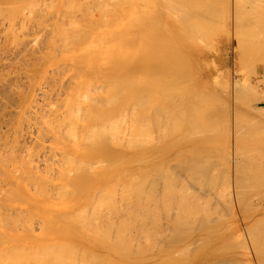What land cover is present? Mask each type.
<instances>
[{"label":"bare ground","instance_id":"obj_1","mask_svg":"<svg viewBox=\"0 0 264 264\" xmlns=\"http://www.w3.org/2000/svg\"><path fill=\"white\" fill-rule=\"evenodd\" d=\"M19 1V0H18ZM21 1V0H20ZM55 1V0H54ZM66 1V0H65ZM74 1V0H73ZM83 1V0H82ZM81 1V2H82ZM85 1H87V0H85ZM106 1V0H105ZM110 1H112V0H110ZM123 2H125L124 0H122ZM140 0H138V2H139ZM146 1V3L145 4H147V5H143V3L141 4L140 3V7L143 5V7L144 6H147V7H144V9H143V7H142V11L144 12V10L145 9H147L148 8V3L149 2H147V1H149V0H145ZM159 1H161L160 3H158ZM189 1H191V0H189ZM189 1H187V0H158V2H156L158 5L160 4V5H163V3H164V5L163 6H165V7H167V9L168 10H166L165 8H163V9H165L164 10V12L162 11V7L161 8H159V6L157 7L158 9H161V10H158V9H156V11L158 12V14L156 15L154 12H152V13H154V16L155 17H149V18H157V19H162V17H164L165 18V15H163V14H165V12L166 11H168L167 13H169V14H171L172 13V15L174 14V17H172V19L170 18V20H171V22L169 21V25H168V27L170 26V29H172L171 27H176V24L178 25V23H181V24H187V25H190V26H184V28H190V29H193V30H191V32H195L194 33V35L196 34L197 36H195V38H198V40H202V38L204 37V38H207V40L209 39V35H210V33L209 34H205L204 33V31H206V29H204V28H208V26L209 25H211L212 23V25L214 26V24L215 23H217V22H215L214 23V19H216L219 15H220V12L221 11H223V10H214V7H215V5L214 4H211V5H213L214 7H212L211 5H210V2L211 1H206V0H204L203 2H202V5H201V1L202 0H200V5H196L195 6V3H193L194 2V0H192V3L191 4H189ZM219 1V0H218ZM229 2V4L227 5V6H229V13H228V18H229V20H227V23H228V21H229V37L227 38V41H226V39H224V41H222V40H218V41H216V42H213L214 44V47H212V40L211 39H209V40H211V47L213 48L211 51L210 50H201L200 48H198L197 47V50H198V52H197V54H196V56H195V59L194 60H192L193 61V65H194V70L193 71H195L196 72V75H198L199 76V80H198V82H194V83H192V84H195L194 85V87L192 88V89H194L193 91H195V93H193L191 90H189V89H191V88H189V87H187L186 85H187V83L189 84L190 82L188 81H186V82H184L183 83V81H181L183 78V80L185 81V78H186V76L187 77H189L188 76V74H189V71H190V69H192L193 68V65H192V63H189V61L190 60H188L187 58H183V59H187L186 61L188 62V64H189V66H191L192 65V68H187V69H183V71L182 70H180L179 71V69H178V67H177V64H178V62H177V60L179 61V59H167V57H166V60H162V58H164L166 55H165V51L167 52V50L166 49H168L169 48V50H170V46L169 47H167L166 49L164 48V55L163 54H161V56L163 55L164 57H162L161 58V61L159 60L158 62H157V64H155V63H153L154 61H153V58H150L149 57V59H147V61H153L152 63H150L148 66L149 67H145L144 66V64L143 63H139L138 61L137 62H134L133 61V63H125V61H122L123 63H125V64H128V65H126V69H125V72L124 71H122V73H119L117 76H115L116 74H117V72H118V70H117V66L121 63V61H117V63H115V64H113L112 63V61H109V63L108 64H106V66H105V64L103 65L102 64V66H105V67H102V66H100V68H99V66H97V63L99 64V62L101 63V59H99L98 60V58H97V60L99 61V62H97V60H96V58L95 57H93V54H96L95 56H98V55H100V54H98L97 55V53H99V51L97 52L96 51V49H95V51H96V53H93V48H100V47H98L99 45H98V43H96L95 44V46L92 48V51H91V48H89L90 46L89 45H91L92 44V42H91V44H89V43H86L89 47H87V45H86V47H83L82 49H85L84 50V52H86V53H84L83 51H81V52H83L82 54L84 55V54H86V55H88V54H90L91 55V57H92V59L94 58L95 60H90L91 58H90V55L89 56H87V59H86V55H84V56H82V57H80L79 59L78 58H75V56H74V54H70L69 55V57L67 56L66 57V59L63 57L62 59L61 58H58V60L60 59V60H62V62L64 63V62H67V60H70V61H72L70 64H72L73 63V68L72 69H74V70H71L70 68H67V69H69V70H71V72L72 73H70L68 76H69V79L67 80V81H63V80H66V78L64 79H59L60 80V82H59V86H60V89L62 90V89H64L65 88V90H63V92H61V90H60V92L59 91H57V92H55V90H54V93H56V94H52L51 96H56L55 98H57V96H63L64 97V101H63V99H61L62 101H63V103L65 104V108H66V110H60L61 112H63V113H61V112H59L58 114H54V119L52 120V119H50V118H47L48 116L46 115V118H45V121L47 120V119H49V120H52V121H49L50 123H48L49 125H44V126H37V125H35V126H37V127H33V126H31V127H33V128H31V129H29V131L27 132L28 133V135H27V133H25L24 135H27V138H29V140H30V142H34V144L36 145V143H37V145L39 146V147H41V152L40 153H38L37 155H36V157L34 156L31 160H33V167H32V169H31V161L29 160L28 161V159H29V156L28 157H26V159H27V161L28 162H30L29 164H30V166H29V164H26V170L27 171H25V167H23L22 169H24V171H25V173L26 174H23L20 178H19V176H20V172L19 171H23V170H20L21 168H19V167H21V166H19V164H17V163H15V160H18V158L16 159V157H15V155H14V163L13 164H16V165H18V167H16V165H15V167H14V165H12V163H11V165L13 166V169H16L15 171H17L18 169V172L20 173L19 175H17V176H15L14 174H12L11 173V175H10V173H8V176H9V178L12 180L10 183H12L11 185L13 186H15V189L13 190V192L15 191L16 192V194L17 193H19V194H17L18 195V198H21V196L19 197V195H24L23 197H24V200L25 201H27L29 204H30V202L32 203V205L33 204H37L38 206L39 205H42L41 203H44L43 205H42V207H41V209H40V213L42 214V215H48L49 214V216L51 217H49L50 219L49 220H45L46 221V223H45V226H44V228H40L39 227V229H42V233H40V236H36V234L35 235H33L32 233H30V234H28V236H26V237H28L29 238V242L27 241V239L28 238H25L24 236H20L19 235V237L17 238V237H11V235H10V237H9V239H8V241H7V243H8V247H6L5 246V248L7 249V250H14V253L17 251V253H18V249H21L20 251H23V252H25L24 250H26V253H28L27 252V250H36V249H38L39 250V248H42L43 250H41V252L39 253L38 252V250H36L35 251V253H36V255H37V252H38V254H41L40 255V260L39 261H37V260H34V261H36L37 263L39 262L40 264H42L40 261H42V259L43 260H46V261H44L43 263L44 264H81V262H83V261H85L87 264H90V263H92V262H95V263H97V262H99V264H101V260L102 259H100V258H98V257H100L101 256V251L100 250H102L103 252V255L106 253V251L108 252V251H110L111 250V248L113 249V247H118V249L120 248H122L121 250H123L124 251V249H125V251H127V252H130V245L132 244V242L129 244V240H127V235L130 233V231H129V226L127 227V228H125L123 225L124 224H121V226H123V228H125L124 230H122L121 232L119 231V233H118V235H116L117 234V232H118V230H117V232H116V234L114 235V237L113 238H111V234L114 232L113 231V229H110V230H106V228H104L105 229V231H108V234H105V233H103L102 235H104L103 237H101L102 239H98L97 238V233H98V235H99V233H101V232H103V230L101 231V232H98L100 229H98L99 227H98V223L96 224V223H94L95 221H93V220H96V218L98 217V215L100 214L99 212H102V207H103V213H105L106 211L108 212V214L109 213H113L114 211L116 212V214H117V212H118V214H119V211L121 210L120 208H121V206H120V208H116V203H119L118 201L116 202V193H115V188H116V185H118V186H122V185H127V184H129V183H131V181H132V184H133V188H134V191H133V196L132 197H134L133 198V200L135 199V201H137L138 203H142V201L144 202V201H146V200H148V198H149V203H151V204H153L154 205V209L152 208V205L151 204H149V209H150V207H151V212L154 214V212L156 213V211H155V209H156V207H158V202H161L163 199H164V197L166 198V197H168V198H176V195L178 194V191H180L181 193H182V195L183 194H188L187 193V190H188V182H192V180H197L198 181V179L200 178V180H201V178L203 177L204 178V180L206 179L207 181L206 182H210V181H212L213 182V184L216 182V179L219 181L220 180V178H219V175H217V173L216 172H218V167H219V165H220V163L221 162H227V163H224V164H226V168H227V171H226V169L224 168V171L225 172H227V174H225V173H223L224 175H226V178L225 179H227V181L225 180V179H222V180H225L226 181V184H229L227 187H230V190H229V192H230V198H231V200H229V201H231V203H232V206H233V209H234V205L236 204V203H238L239 202V199L240 200H242V196H244V194H249V190H252L253 192H254V188L253 187H257L258 188V190H259V187L261 186V183L264 181V167L262 166V167H260L261 165V163L259 164V166H258V163H259V161H256V160H253V159H251L250 157L251 156H249V154H246V151L248 150V147L246 148V146H243V148H242V145H241V141H242V138H241V135H243V134H240L241 133V130L240 129H242V126H243V131L242 132H244V131H246V132H250V134L252 135V134H257V136L259 135H261L262 134V132L264 133V113H261V112H259V111H261V110H263L264 111V109L263 108H259L258 110V112L256 111V110H253V108L251 107V106H249L248 104H245V102H244V105H243V101H242V99L241 98H243L244 96L242 95L243 93H242V91H243V89H241V88H244V87H246L245 86V84L246 83H249V82H246L245 84H244V86H243V84H242V86H241V88L239 89V90H237V88H236V90L234 89L233 91H232V94H228L230 97L232 96V102H231V104H228L229 105V114H227V115H229V117H230V119H232L230 122L229 121H226V123L228 124V138H227V144H226V146H227V150H226V156L224 155V156H222L223 158H225V160H223V158H221L220 159V157L219 158H217V155H219V153H220V149H219V147H215L214 146V144H217V142H216V140L214 139V137H216V134L218 133L217 131H218V129L216 128V127H214V125H216V124H218V123H214V122H216L217 121V119H216V117L215 116H217L216 114H215V116H213V115H210L209 116V119L206 121V122H204L202 119H203V115H204V112H205V110H204V101H205V99L203 98V96H202V94H201V89H208L209 87H210V85H212V84H214V78H213V74L216 72V71H219V70H221V68L222 67H225V66H227V63H228V47H229V44H230V39L232 38V37H235L236 38V42L238 43H236L238 46L239 45H241L242 46V48L243 47H245L246 49H247V51L248 52H250V50H248V49H251V52L253 51L255 54H257V55H263V57H264V31H263V33H262V31L261 30H264L263 28L262 29H259L260 27L259 26H257V27H255L254 25V22L257 24L258 22V24H260V26H261V23L263 22V18H264V15L263 14H260L261 16L259 17V15H258V13H262L260 10L262 9V11H263V9H264V4H263V1L262 0H260V2H262L261 4H262V6L263 7H261V4H259L260 2H257V1H259V0H252V1H256L257 2V4L260 6H258L259 8H260V10L258 11V10H256L257 9V7L256 8H252L253 10H251V7H250V10H248V11H253V13L251 14V12H248L247 10H246V8L244 7V5H247V4H244V3H248L250 0H248V2L246 1H244V3L242 4V2H240L239 0H228ZM6 1H4V3H5ZM9 2V1H8ZM56 2V1H55ZM67 2H68V0H67ZM71 2V1H70ZM92 2H94V1H92ZM117 2V1H116ZM153 2H155L154 0H153ZM197 2H199V1H197L196 0V4H198ZM256 2H255V5H256ZM2 3V2H1ZM14 3V2H13ZM29 3V2H28ZM31 3V2H30ZM38 3V2H37ZM46 3V2H45ZM74 3V2H73ZM80 3V2H79ZM88 3H89V1H88ZM102 3H104L103 1H102ZM115 3V2H114ZM126 3H127V0H126ZM6 4V3H5ZM36 4V3H35ZM51 4V3H50ZM49 4V5H50ZM81 4V3H80ZM79 4V5H80ZM83 4H85V3H83ZM87 4V3H86ZM91 4V3H90ZM97 4H99V5H101L100 4V2H98ZM106 4H108V3H106ZM128 4V3H127ZM150 4H152V2L150 3ZM224 4V3H223ZM241 4V5H240ZM248 4H250L251 5V2L250 3H248ZM10 5V4H9ZM12 5V4H11ZM37 5V4H36ZM65 5H66V3H65ZM70 5H72V3H70ZM94 5H95V3H94ZM111 5V4H110ZM113 5V4H112ZM122 5V4H121ZM224 5H226V4H224ZM243 5V7H241ZM254 5V4H253ZM6 6L8 7V4H6ZM6 6H5V8H6ZM32 6V5H31ZM45 6V5H44ZM67 6V5H66ZM73 6H74V4H73ZM90 6V5H89ZM152 6V5H151ZM191 6V7H190ZM221 6V5H220ZM240 6V7H239ZM1 7H3V5L1 4ZM38 7V6H37ZM42 7V6H41ZM58 7V6H57ZM75 7V6H74ZM86 7V6H85ZM93 7V6H92ZM91 7V8H92ZM95 8L97 7V6H94ZM103 7H104V5H103ZM107 7H108V5H107ZM119 7V6H118ZM140 7H139V9H140ZM225 7V6H224ZM9 8V7H8ZM39 8V7H38ZM37 8V9H38ZM64 8V7H63ZM70 8L72 9V11L73 12H71V13H73L74 14V10H73V7H71L70 6ZM69 8V9H70ZM87 8V7H86ZM100 8H101V6H100ZM113 8V7H112ZM135 9H136V6L134 7ZM138 8V7H137ZM149 8H151V7H149ZM217 8V7H216ZM243 10H242V9ZM10 9V8H9ZM17 9V8H16ZM34 9V8H33ZM36 9V8H35ZM75 9V8H74ZM77 9V8H76ZM79 9V8H78ZM108 9V8H107ZM110 9H111V7L109 8V11H110ZM120 9V8H119ZM152 9V8H151ZM151 9H149V10H151ZM226 9H228V8H226ZM80 10V9H79ZM88 10V12H89V10H91V9H87ZM96 10V9H95ZM102 10V9H101ZM113 10V9H112ZM111 10V11H112ZM116 10V9H115ZM149 10H147L149 13H150V11ZM242 10V11H241ZM254 10H256L257 11V15L256 14H254V13H256V11L254 12ZM4 11V10H3ZM42 11H43V9H42ZM46 11L48 12V10L46 9ZM64 11H66L65 9H64ZM63 11V12H64ZM71 11V10H70ZM93 11V10H92ZM92 11H91V13H92ZM99 11H100V9H99ZM103 11H104V9H103ZM101 12L100 11V14L101 13H104V12ZM110 11V12H111ZM122 11V10H121ZM130 11V10H129ZM151 11H153V10H151ZM159 11H160V13H162L161 15L162 16H160V18H159ZM220 11V12H219ZM226 11V10H225ZM9 12H10V10H9ZM31 12V11H30ZM44 12V11H43ZM46 12V13H47ZM86 12V11H85ZM106 12V11H105ZM108 12V11H107ZM120 12V11H119ZM217 12H218V16L216 17L215 16V13H216V15H217ZM240 12H242V13H240ZM246 12V13H245ZM264 12V11H263ZM26 13V12H25ZM46 13H44L43 15H45ZM51 13V12H50ZM65 13V12H64ZM66 13H68V12H66ZM70 13V12H69ZM69 13H68V15H69ZM80 13H81V11H80ZM96 13H98V11L96 12ZM114 14H115V12H113ZM121 13H123V12H121ZM141 13V12H140ZM144 13H146V11L144 12ZM148 13V14H149ZM250 13V15H249V17L247 16V17H244V16H246V15H248ZM34 14V13H33ZM62 14V13H61ZM76 14V13H75ZM78 14V13H77ZM77 14H76V16H77ZM83 15H84V12L82 13ZM89 14V13H88ZM87 14V17L89 16ZM92 14H94V13H92ZM92 14H90V15H92ZM104 14H106V13H104ZM103 14V15H104ZM111 14H112V12H111ZM110 14V15H111ZM120 14V13H119ZM222 14V13H221ZM245 14V15H244ZM27 15V14H26ZM36 15H37V13H36ZM52 15V14H51ZM65 14H63V16H64ZM67 15V16H68ZM72 15V14H71ZM108 15V14H107ZM145 15V14H144ZM152 16V14L150 13L149 14V16ZM225 15H226V12H225ZM253 15V17L255 18V19H253V17H251ZM255 15V16H254ZM4 16V15H3ZM20 16V15H19ZM35 16V15H34ZM54 16H55V13H54ZM60 16V15H59ZM58 16V17H59ZM75 16V15H74ZM80 16V15H79ZM95 16H97V15H95ZM106 15H104V17H105ZM143 16V15H142ZM147 15H145V17H146ZM171 16V15H170ZM224 16V15H223ZM222 16V17H223ZM227 16V15H226ZM242 16V17H241ZM30 17V16H29ZM36 17H38V15L36 16ZM39 17H40V14H39ZM45 17V16H44ZM61 17V16H60ZM81 17L83 18V16H80V19L78 20V21H80L81 20ZM86 17V16H85ZM91 17H93V16H91ZM90 16H89V18H91ZM98 17H100L99 15H98ZM97 17V18H98ZM109 17V16H108ZM111 17V19H113L114 17L113 16H110ZM109 17V18H110ZM113 17V18H112ZM119 18H120V16H118ZM220 17V16H219ZM259 17V18H258ZM4 18V17H3ZM11 18H12V16H11ZM31 18V17H30ZM50 18H51V16H50ZM62 18V17H61ZM65 18V17H64ZM64 18H62V20L64 19ZM72 18V22L74 21V17L72 16L71 17ZM70 18V19H71ZM79 18V17H78ZM89 18H87V19H89ZM117 18V17H116ZM142 18V17H141ZM148 18V19H149ZM245 18H246V20H245ZM251 18V19H250ZM10 19V18H9ZM35 19V18H34ZM41 19V18H40ZM53 19H54V17H53ZM69 18H67V20H68ZM100 19H103V18H100ZM106 19V18H105ZM140 19V18H139ZM226 19V18H225ZM241 19H242V21H241ZM243 19H244V21H243ZM248 19H250L249 21H247ZM257 19L259 20V21H257ZM262 19V20H261ZM11 20V19H10ZM28 20V19H27ZM56 20V19H55ZM58 20H60V19H58ZM57 20V22H60V21H58ZM66 20V19H65ZM92 20V19H91ZM94 20V19H93ZM109 19H107V23L109 22L108 21ZM122 20V19H121ZM141 20H145V19H141ZM146 20H147V17H146ZM145 20V21H146ZM150 20V19H149ZM148 20V22H149V25H148V22H147V24L146 23H144V24H146L147 26H150V24L152 25V26H154V25H157V23H159V21L160 20H156L155 19V22H150ZM168 20V19H167ZM252 20H255V21H252ZM71 21V20H70ZM83 21H85L84 19H83ZM95 21V20H94ZM113 21V20H112ZM115 22H116V20H114ZM158 21V22H157ZM257 21V22H256ZM262 21V22H261ZM1 22V21H0ZM6 22V21H5ZM9 22V21H8ZM26 21H24V23H25ZM29 22V21H28ZM33 22V21H32ZM35 22H37V20L35 21ZM46 22V21H45ZM87 22V21H86ZM100 22H102V21H100ZM103 24H105V22H106V20L104 21L103 20ZM163 22H164V20H163ZM226 22V21H225ZM225 22H222L223 23V25L225 26ZM248 22V23H247ZM251 22H252V24H251ZM2 23V22H1ZM3 23H4V19H3ZM10 23V22H9ZM13 23V22H12ZM31 23V22H30ZM38 23V22H37ZM52 23V22H51ZM50 23V24H51ZM67 23H69V21L67 22ZM74 23L75 24H77V20H76V18H75V22H73V24L70 22V24H68V25H70V27L69 26H67V28L69 27V30H72V28L73 27H75V26H72V28H71V24L72 25H74ZM97 23V22H96ZM140 23H143L142 21H140ZM153 23V24H152ZM156 23V24H155ZM244 23H245V25H244ZM48 24V23H47ZM49 24V25H50ZM53 24H55V22L53 23ZM59 24V23H58ZM58 24H56L57 26H58ZM62 24H64V20H63V22H62ZM81 25H82V23H80ZM84 24V23H83ZM88 24V23H87ZM90 24V23H89ZM95 24V23H94ZM127 24H128V22H127ZM126 24V25H127ZM163 24V23H162ZM168 24V23H167ZM218 24H220V21H219V23ZM218 24H216V26L218 25ZM249 24H251V25H249ZM4 25V24H3ZM2 24H1V26H3ZM27 25H28V23H27ZM43 25H44V23H43ZM60 25V24H59ZM66 21H65V24L64 25H61L63 28L65 27V29H64V31L67 29L66 28ZM81 25H77L76 27H78V26H81ZM99 25V24H98ZM105 25H107V24H105ZM121 25H122V23H121ZM137 25V24H136ZM136 25H135V27H133V28H136ZM247 25V26H246ZM248 25L250 26L249 28H248ZM263 25H264V23H263ZM262 25V26H263ZM6 26V25H5ZM9 26H10V24H9ZM35 26H37V25H35ZM39 26V25H38ZM41 26V25H40ZM52 26V25H51ZM88 26V25H87ZM102 26V25H101ZM110 26V25H109ZM108 26V27H109ZM142 26H144L143 24L140 26V27H142ZM152 26H150V27H152ZM165 26H166V24H165ZM228 26V25H227ZM251 26H252V28H251ZM254 26V27H253ZM12 27V26H11ZM11 27L10 28H8V29H11ZM14 27H16L15 26V22H14V25H13V27H12V30H13V28ZM22 27V26H21ZM53 27V26H52ZM55 27V26H54ZM59 27V26H58ZM62 27H59V28H61L62 29ZM84 27V26H83ZM97 27V26H96ZM96 27H94L93 28V26L91 27V28H93V30L94 29H96ZM114 27V26H113ZM118 27V26H117ZM138 28H140L139 27V25L137 26ZM162 27V26H161ZM193 27V28H192ZM210 27V26H209ZM218 27V26H217ZM217 27H215V29L217 28ZM220 27H221V25H220ZM264 27V26H263ZM17 28V27H16ZM28 28V27H27ZM50 29H51V27H49ZM55 28H57V27H55ZM54 28V29H55ZM79 28V27H78ZM87 28V27H86ZM85 28V29H86ZM163 28V27H162ZM195 28V29H194ZM214 28V27H213ZM245 28H246V30H245ZM252 29V30H248V29ZM15 29V28H14ZM33 29V28H32ZM40 29H41V27H40ZM43 29V28H42ZM50 29H48V30H50ZM53 29V28H52ZM75 29V28H74ZM112 29V28H111ZM110 29V30H111ZM144 29V28H143ZM166 29V28H165ZM164 29V30H165ZM175 29H177V28H175ZM190 29H189V32H190ZM199 31V32H197V30ZM203 29V30H202ZM5 30V29H4ZM35 30V29H34ZM47 30V31H48ZM56 30H60V29H56ZM68 30V31H69ZM78 30V29H77ZM77 30H75V32H77ZM92 30V29H91ZM92 30V31H93ZM104 30V29H103ZM105 30H106V28H105ZM122 30H124V29H122ZM135 30V29H134ZM139 30V29H138ZM161 30H163V29H161ZM163 30V31H164ZM166 30H168V29H166ZM165 30V31H166ZM243 30V31H242ZM254 30H256V31H254ZM257 30H259V32L257 31ZM21 31H23V30H21ZM29 31V30H28ZM33 31V30H32ZM89 31L90 30H88V31H86V33L88 32L89 33ZM109 31V30H108ZM136 31V30H135ZM144 31H146V30H144ZM153 31V30H152ZM159 31V30H158ZM170 31V30H169ZM208 31H209V28L207 29V32L206 33H208ZM212 31H214V33H215V30H212ZM212 31H210L212 34H213V32ZM228 31V30H227ZM245 31H247V32H245ZM2 32V31H1ZM16 32V31H15ZM18 32H20L19 30H18ZM38 32H41L40 30L38 31ZM37 32V33H38ZM71 32V31H70ZM69 32V33H70ZM72 32H74V30L72 31ZM70 33L71 34V36H72V34L73 33ZM74 32V33H75ZM127 32V31H126ZM141 32H143V31H141ZM146 32H149V31H146ZM153 32H155V31H153ZM190 32V33H191ZM203 32V33H202ZM216 32H218L217 30H216ZM242 33V36H243V34H244V32L246 33V34H244L245 36H243V37H241L240 35H241V33ZM256 32H258V34H262L261 35V41L259 40V38H258V36H257V33ZM3 33V32H2ZM4 33H6V32H4ZM24 33V32H23ZM32 33V32H31ZM36 33V34H37ZM44 33V32H43ZM45 33H47L46 31H45ZM52 33V32H51ZM54 34L55 33H57V31H54L53 32ZM61 33H63V32H61L60 31V35L58 36L59 38L62 36L61 35ZM65 33L66 34H68L67 36L69 37V33L68 32H66L65 31ZM64 33V34H65ZM78 33L81 35L82 33H80V29H79V31H78ZM83 33H85V32H83ZM87 33V34H88ZM98 33V32H97ZM111 33H113V31L111 32ZM110 33V34H111ZM140 33V32H139ZM144 34H145V32H143ZM156 33H157V30H156ZM163 33H165V32H163ZM228 32H226V34H227ZM8 34V33H7ZM20 34V33H19ZM19 34H17V35H19ZM29 34V33H28ZM33 34V33H32ZM65 34V35H66ZM91 34V33H90ZM96 34V32L95 33H93V35H95ZM103 35H104V32L102 33ZM154 34V33H153ZM152 34V35H153ZM216 34V33H215ZM10 35H13V34H10ZM9 35V36H10ZM51 36H52V34H50ZM73 35H75V34H73ZM79 35V36H80ZM99 35V34H98ZM112 35V34H111ZM133 35H135V34H133ZM138 35V34H137ZM151 35V37H150V35H148V37L149 38H151V39H153V40H155L156 41V35L160 38L161 37V39H164V37L162 38V36H164V34L162 35V36H160L159 34H154L153 36ZM187 35H188V33H187ZM199 35H201V39H199L200 38V36ZM248 37H247V36ZM5 36V35H4ZM32 36V35H31ZM35 36V35H34ZM33 36V37H34ZM42 36V35H41ZM44 36V35H43ZM46 36V35H45ZM48 36V35H47ZM56 35H54L53 37L54 38H56L55 37ZM78 36V34H76L75 35V38ZM79 36H78V38H76V40H75V38L73 37V39L76 41H73V42H75V44H77V46H78V43L79 42H81V41H79L78 39H80L79 38ZM87 36V35H86ZM106 36V35H105ZM104 36V37H105ZM110 36V35H109ZM108 36V37H109ZM130 36V35H129ZM139 36H140V34H139ZM175 36V35H174ZM199 36V37H198ZM217 36V35H216ZM232 36V37H231ZM257 36V37H256ZM2 37V36H1ZM11 37V36H10ZM26 37V36H25ZM49 37V36H48ZM63 37V36H62ZM68 37H66V38H68ZM71 37V38H72ZM90 37V36H89ZM88 37V38H89ZM128 37V36H127ZM153 37V38H152ZM155 37V38H154ZM211 37V36H210ZM212 37H214V36H212ZM246 37V38H245ZM6 39H7V36L5 37ZM12 38V37H11ZM28 38H30V37H28ZM40 38V36L38 37V39ZM43 38H45V37H43ZM59 38H57V39H59ZM64 38V40H65V36L63 37ZM99 38H100V36H99ZM107 38V37H106ZM129 38V37H128ZM134 38H135V36H134ZM137 38V37H136ZM135 38V39H136ZM157 39V40H160V39ZM192 38V37H191ZM203 38V40L202 41H207L206 39H204ZM242 38L244 39V40H242ZM15 39V38H14ZM31 39V38H30ZM49 39V41L51 40V42H52V40H53V38H51L50 39V37L48 38ZM82 39V38H81ZM87 39V38H86ZM85 39V40H86ZM97 39V38H96ZM101 39H104V38H101ZM108 39V38H107ZM125 39V38H124ZM132 39V38H131ZM238 39V40H237ZM246 39V40H245ZM44 40V39H43ZM68 40H70L71 42H72V40L70 39V38H68L67 39V41L65 42V44L63 43L64 41H63V39H62V44H64V45H67V47H65V46H63L62 48H64L63 50H66V48H70L73 44H71V45H68V44H66V43H69L70 44V41L68 42ZM92 40V39H91ZM112 40V39H111ZM111 40H109L108 39V41L109 42H111ZM166 40H167V38H166ZM233 40V39H232ZM1 41V40H0ZM11 40H9V42H10ZM20 41V40H19ZM47 43L49 42V41H47V40H45ZM55 41V40H54ZM57 41H59V40H57ZM60 41H61V38H60ZM77 41H79V42H77ZM103 41V40H102ZM124 41H126V40H124ZM123 41V42H124ZM152 41V40H151ZM161 41H163V40H161ZM240 41H242V42H240ZM247 41V42H246ZM25 42V41H24ZM34 42V41H33ZM32 42V43H33ZM37 42V41H36ZM42 42V41H41ZM72 42V43H73ZM100 42V41H99ZM130 42V41H129ZM128 42V43H129ZM137 42H139L138 40H137ZM145 43H146V45H148V44H151V42L149 41V43L147 42V41H144ZM143 42V43H144ZM16 43V42H15ZM27 44H25L23 47V49H25V50H27L28 48L30 49V47L29 46H32L30 43H31V41H30V43H28V42H26ZM38 43V42H37ZM47 43H45L46 45H47ZM55 43H57L56 41H55ZM59 43V42H58ZM93 43H95V42H93ZM104 43V42H103ZM108 43V42H107ZM119 43V42H118ZM148 43V44H147ZM152 43H154V42H152ZM156 43H159L160 44V42H156ZM204 43V42H203ZM241 43V44H240ZM36 44V43H35ZM40 44V43H39ZM49 44V43H48ZM54 44V42L52 43V45ZM74 44V45H75ZM80 44H82V43H80ZM111 43H109V45H110ZM120 44V43H119ZM158 44V45H159ZM164 44V43H163ZM244 46H243V45ZM10 45V44H9ZM41 45V44H40ZM45 45V46H46ZM51 45V44H50ZM57 45V44H56ZM55 44H54V49H57L58 47H56L55 48V46H56ZM60 45V44H59ZM59 45H57V46H59ZM73 45V46H74ZM105 45V43L103 44V46ZM107 45V48H108V44H106ZM106 45H105V47H106ZM124 45H127V44H124ZM152 45V44H151ZM151 45H149L150 47H148L149 49L152 47V46H155V48H157V46L158 45H155V43L151 46ZM165 45V44H164ZM179 45V44H178ZM13 46V45H12ZM38 46V45H37ZM37 46H33V47H31V48H35V47H37ZM45 46H44V48H45ZM49 45H47L46 47H48ZM85 46V45H84ZM92 46V45H91ZM111 46V45H110ZM109 46V47H110ZM130 46V45H129ZM129 46H128V48H129ZM161 46H163V45H160V47ZM168 46V45H167ZM173 46V45H172ZM190 46V45H189ZM232 46V45H231ZM240 46V47H241ZM28 47V48H27ZM39 47V46H38ZM76 47V46H75ZM105 47H104V49H105ZM114 47V46H113ZM118 47V46H117ZM125 47V46H124ZM123 47V48H124ZM139 47V46H138ZM137 47V48H138ZM145 47V46H144ZM147 47V46H146ZM159 47V46H158ZM159 47V48H160ZM164 47V46H163ZM239 47V50L241 49V50H243L242 48H240ZM248 47V48H247ZM12 48V47H11ZM22 48V47H21ZM21 48L19 47L18 48V46H17V48L15 49V50H13V52H12V55H13V57L15 58L16 56H17V58L18 57H21V56H19V55H21L20 54V52L22 51L23 52V55H25L24 54V51L23 50H21ZM43 47H42V45H41V49H42ZM51 48L52 47H50V50H51ZM52 48V49H53ZM154 48V47H153ZM153 48H151V49H153ZM177 48V47H176ZM33 49H31V50H33ZM36 49V48H35ZM40 49V48H39ZM41 49H40V51L38 50V49H36V50H38L39 52H41L42 53V51H41ZM53 49V51H55ZM103 49V47H102V50H104ZM113 49H115V48H113ZM205 49V48H204ZM4 50V49H3ZM6 50V49H5ZM8 50V49H7ZM9 50H10V48H9ZM9 50H8V52H9ZM36 50H34V51H36ZM47 50V49H46ZM45 49H44V51H46ZM59 51H60V49H58ZM62 50V49H61ZM108 50V49H107ZM116 50V49H115ZM117 50H118V48H117ZM136 50V49H135ZM181 50L182 49H180V53H181ZM188 50V49H187ZM191 50V49H190ZM202 52H201V51ZM52 51V50H51ZM79 51V50H78ZM78 51L76 52V53H78ZM94 51V52H95ZM157 51V50H156ZM173 51V50H172ZM244 51H245V49H244ZM243 51V52H244ZM4 52V51H3ZM7 52V53H8ZM21 52V53H22ZM28 52V51H27ZM27 52H25V53H27ZM29 52H31V51H29ZM33 52V51H32ZM46 52H48L49 54L50 53H53V52H50V51H46ZM80 52V53H81ZM88 52H92V53H88ZM100 52H101V50H100ZM104 52H105V50H104ZM103 52V53H104ZM121 52V51H120ZM149 52H151V51H149ZM154 52V51H153ZM158 52V51H157ZM176 52V51H175ZM177 52H178V50H177ZM48 53H47V55H48ZM54 53H56V52H54ZM57 53H59L58 51H57ZM56 53V54H57ZM68 53V52H67ZM88 53V54H87ZM130 53V52H129ZM143 53V52H142ZM146 53V52H145ZM159 53H162V51L160 52L159 51ZM191 53V52H190ZM190 53H189V57H190ZM247 53V52H246ZM33 54H35V53H33ZM33 54H31L32 56H33ZM44 54H46L45 52H44ZM59 54H61V52L59 53ZM82 54H80V55H82ZM105 54V53H104ZM109 53H107V55H108ZM114 54H115V52H114ZM155 54H157V53H155ZM154 54V55H155ZM167 54H169V51H168V53ZM249 54V53H248ZM251 54V53H250ZM55 55V54H54ZM58 55V54H57ZM76 55V54H75ZM101 55H103V54H101ZM100 55V56H101ZM140 55V54H139ZM176 55H177V53H176ZM239 55H242L241 53L239 54ZM4 56V55H3ZM28 56H29V54H28ZM35 56V55H34ZM42 56H44V55H42ZM53 56V55H52ZM51 56V57H52ZM77 56V55H76ZM104 56V55H103ZM142 56V55H141ZM140 56V57H141ZM148 56V55H147ZM151 56H152V54H151ZM159 56V55H158ZM160 56V57H161ZM172 56V55H171ZM175 56V55H174ZM188 56V55H187ZM243 56H244V54H243ZM243 56H239V57H243ZM258 56V57H259ZM10 57V56H9ZM25 57H27V56H25ZM36 57V56H35ZM112 57V56H111ZM110 57V58H111ZM129 57V56H128ZM160 57H159V59H160ZM170 57V56H169ZM178 57H180V55H178ZM261 57V56H260ZM5 58H6V56H5ZM14 58H13V60H14ZM16 58V59H17ZM44 58V57H43ZM47 58V57H46ZM50 58V56H48V58L47 59H49ZM57 58V57H56ZM106 58H107V56H106ZM105 58V59H106ZM112 58H114V57H112ZM118 58V57H117ZM148 58V57H147ZM155 58H156V56H155ZM154 58V59H155ZM173 58V57H172ZM175 58V57H174ZM245 58V57H244ZM252 58H254V56H252L251 57V60H252ZM18 59H22V57L21 58H18ZM35 59V58H34ZM33 59V60H34ZM37 59H39V57H37ZM40 59H41V61L39 60V63L40 62H44L46 59H44V61L42 60V57L40 56ZM86 59V60H85ZM104 59V60H105ZM138 59V58H137ZM136 59V60H137ZM158 59V58H157ZM156 59V60H157ZM191 59V58H190ZM240 59V58H239ZM9 60V59H8ZM28 60H30V59H28ZM103 59H102V61H104ZM107 60V59H106ZM105 60V61H106ZM109 60V59H108ZM133 60H135V59H133ZM230 60V59H229ZM248 60H249V57H248ZM250 60V61H251ZM12 61V60H11ZM23 61V60H22ZM31 61V60H30ZM36 61V59L34 60V62ZM38 61V60H37ZM36 61V62H37ZM85 61H86V63H85ZM95 61V62H94ZM114 61V60H113ZM141 61V60H140ZM143 61V60H142ZM145 62H146V59L144 60ZM181 61V60H180ZM7 62V61H6ZM10 62V61H9ZM13 62V61H12ZM47 62V61H46ZM61 62V61H60ZM107 62V61H106ZM115 62V61H114ZM186 62V63H187ZM3 63H5V62H3ZM21 63H25V65H27L29 62L27 61V64H26V58H25V62H21ZM31 63V62H30ZM41 63V64H42ZM49 63V62H48ZM95 63H96V66H97V68L95 67ZM103 63H105V62H103ZM180 63V62H179ZM6 64V63H5ZM14 64V63H13ZM33 63H31L30 64V67H32L33 65H32ZM52 64V63H51ZM59 64V63H58ZM62 64V63H61ZM191 64V65H190ZM246 64H247V62H246ZM245 64V66H251L249 63H248V65H246ZM11 65H12V63H11ZM32 65V66H31ZM35 65V64H34ZM49 65V64H48ZM48 65H47V67H48ZM60 65V64H59ZM43 66H44V64H43ZM61 66V65H60ZM63 66V65H62ZM180 66V65H179ZM187 66V65H186ZM8 67H11V66H8ZM27 67V66H26ZM54 67V66H53ZM57 67H59V66H57ZM67 67H70V65L69 66H67ZM72 67V66H71ZM184 68H185V66H183ZM188 67V66H187ZM228 67V66H227ZM229 67H230V65H229ZM241 67L243 68V65H241ZM12 68V67H11ZM20 68V67H19ZM22 68V67H21ZM36 68V67H35ZM236 68V67H235ZM245 68V67H244ZM248 68V67H247ZM247 68H245V69H247ZM15 69H17V68H15ZM25 69H27V68H25ZM38 69V68H37ZM37 69H36V71H37ZM41 70L39 71L38 70V72H36L34 69H32V70H34L35 72H36V75H35V77H34V75H30V78H32V77H34V78H32V79H30L31 81V83H29V84H27V85H29V89H27V91H28V93H25V95L22 97V99L21 98H19L18 96V99H19V102H20V100H21V107L22 108H24V105H26L27 103H28V101L30 100V93L33 91V89H36V84H37V79H38V77L40 78L41 76H43V75H45V76H47V78H48V75L46 74L47 72H44L45 74H43V72H42V68H40ZM44 69L46 70V66L44 67ZM66 69V68H65ZM227 69V68H226ZM228 69H230V68H228ZM244 69V70H245ZM250 69V68H249ZM249 69H247L248 71L247 72H249V71H251V69L249 70ZM1 70H4V69H1ZM20 70V69H19ZM28 70H30L29 68H28ZM53 70V69H52ZM58 72H60V70H62V69H56ZM187 70H189V71H187ZM235 70H237V68L235 69ZM243 70V69H242ZM242 70H241V72H242ZM243 70V71H244ZM7 71V70H6ZM18 71V70H17ZM26 71V70H25ZM192 71V70H191ZM227 71V70H226ZM31 72H33V71H31ZM35 72H33V73H35ZM52 72V71H51ZM55 72V71H54ZM62 72H64L65 73V71H62ZM131 72V73H130ZM134 72H136V73H140V74H143V72H149V73H151V75H153V77L155 78L154 80H155V85L154 84H152V83H149V88L150 89H152V91L151 90H149V92H147L148 94L147 95H145V97L141 100V98H140V101L138 102V103H136V105H137V111L135 112V121H134V123H133V125H132V127H130L131 128V133L133 134V138H132V140L131 139H127V137H125V134H126V132L127 133H129L128 131H126L127 130V126L125 125V127H126V129H122V128H124V126L122 125V124H126V123H124V121H126V120H122V118H121V120H122V122L123 123H121V120H120V118H119V120H118V122L115 120L116 119V117L117 116H121L125 111H126V108H127V100H128V98H129V96L130 95H132V96H137V92H131V90L129 91V89H132L133 88V86H134V88L133 89H135L136 87H135V85L137 84H135V85H133L132 84V81L133 80H131V77L132 78H137L138 76V74L135 76L134 75ZM220 72V71H219ZM230 72V71H229ZM233 72V71H232ZM234 72H236V71H234ZM238 72H240L239 70H238ZM240 72V73H241ZM246 72V73H247ZM12 73V72H11ZM29 73H30V71H29ZM28 73V74H29ZM66 73H67V71H66ZM133 73V74H132ZM147 73H145V74H147ZM224 73V72H223ZM231 73V72H230ZM251 73V72H250ZM216 75H217V73H215ZM222 74V73H221ZM244 74V73H243ZM2 75V74H1ZM15 75H16V73H15ZM23 75V74H22ZM27 75V73L25 72V74H24V77ZM53 75V74H52ZM63 75V74H62ZM144 75V74H143ZM141 76L140 77V75H139V77L140 78H142L143 77V79H145V78H147V80H148V78H151L152 76L150 75L149 76V74L148 75H145V76H147V77H145V76ZM218 75H220V74H218ZM231 75V74H230ZM245 75V74H244ZM4 76V75H3ZM5 76H7V74L5 75ZM45 76H44V78H45ZM117 77L118 78V90H120L121 92H118L119 93V95H117L116 94V92H115V85L113 84V82L115 83V77ZM135 76V77H134ZM192 76V78L195 76V73H194V76L193 75H191ZM223 75H221V77H222ZM227 76H228V74H227ZM248 76H250V75H247L246 77H245V79L248 77ZM1 77V76H0ZM9 77V76H8ZM7 77V78H8ZM51 77V76H50ZM49 77V78H50ZM53 77V76H52ZM57 77V76H56ZM60 77V76H59ZM64 77V76H63ZM67 77V76H66ZM152 77V78H153ZM216 77V76H215ZM242 77V76H241ZM15 78V77H14ZM17 78V77H16ZM43 78V80H45ZM46 78V79H47ZM196 78H197V76H196ZM195 78V79H196ZM217 78V77H216ZM215 78V79H216ZM4 79H6V77H4ZM25 79V78H24ZM29 79H27L26 78V81L28 80L29 81ZM54 79H56V78H54ZM188 79V78H187ZM191 79V78H190ZM218 79V78H217ZM234 79V78H233ZM243 81H244V77L243 78H241ZM248 79H250L249 77L247 78V80ZM3 80V78H0V83H2V82H5V81H2ZM12 80V79H11ZM42 80V79H41ZM41 80H39V83H41L42 81ZM52 80V79H51ZM139 80V79H138ZM146 80V79H145ZM153 80V81H154ZM189 80V79H188ZM236 80V81H235ZM234 81H233V83H234V88H235V85L237 86V84H238V79H235ZM238 80V81H237ZM20 81V80H19ZM24 81V80H23ZM41 81V82H40ZM49 81V80H48ZM153 81H150V82H153ZM178 81L179 82H181L182 84H180L179 85V83H178ZM193 81H196V80H193ZM218 80H215V82H217ZM222 81H223V79H222ZM228 81V80H227ZM230 81V80H229ZM7 82V81H6ZM5 82V83H6ZM9 82V81H8ZM21 82V81H20ZM58 82V81H57ZM66 82V83H65ZM68 82V83H67ZM70 82V83H69ZM135 82H137V81H135ZM139 82V81H138ZM241 82V81H240ZM16 83V82H15ZM28 83V82H27ZM38 83V84H39ZM50 83V82H49ZM178 83V86L181 88L182 86H186V88H189L187 91H191L190 92V94H189V92H188V94H187V92H186V90H185V88H183L182 87V89L181 90H185V92H186V94H178V93H176V92H178V91H181V90H178V89H180V88H178V86H175V84H177ZM218 83H219V81H218ZM222 84H224L223 82H221ZM220 83V84H221ZM244 83V82H243ZM8 84V83H7ZM7 84L5 85H2V86H0V89H2L1 87H6V89L7 90H9L10 92L11 91H13V93H14V91H16V90H14V88H15V84H13L12 82H10L9 84H10V86H9V84H8V86H7ZM45 84V83H44ZM43 84V86H45ZM47 84V83H46ZM53 85H54V83H52ZM56 84V83H55ZM65 84L67 85V84H69V88L67 89V87H68V85L65 87ZM139 84V83H138ZM216 84V83H215ZM214 84V85H215ZM240 84V83H239ZM251 86H254V84L252 85L251 84V82L249 83ZM248 84V85H249ZM1 85V84H0ZM22 85V84H21ZM50 85V84H49ZM133 85V86H132ZM165 85V86H164ZM219 85V84H218ZM247 85V84H246ZM55 86V85H54ZM59 86H57L56 88H58ZM162 86H164L165 88L166 87H169L170 89H161L162 88ZM174 86L176 87V88H174ZM193 86V85H192ZM191 85H190V87H192ZM258 86V85H257ZM256 86V87H257ZM17 87V86H16ZM21 87V86H20ZM23 87V86H22ZM28 87V86H27ZM42 87V86H41ZM40 86H39V93H37L36 92V95L35 96H33V98H32V100H31V103H29L30 104V106H29V104H28V107H34V109L33 110H38V111H43V112H45V110L47 111L48 110V112H49V108H50V106H48V105H41V101L43 100V96L46 94V96H47V93H46V91L44 90V89H42ZM222 87V86H221ZM238 87H239V85H238ZM255 87V86H254ZM253 87V88H254ZM3 88V89H4ZM52 88V87H51ZM53 88H55V87H53ZM55 88V89H56ZM247 88V87H246ZM245 88V89H246ZM6 89H4L5 90V94H6ZM47 89V88H46ZM67 89V90H66ZM81 89H83V90H81ZM197 89H199V90H197ZM249 89V88H248ZM257 89V88H256ZM37 90V89H36ZM148 90V89H147ZM184 90L182 91V93L184 92ZM240 90H242V91H240ZM247 90V89H246ZM255 90V89H254ZM264 90V89H263ZM18 91L19 90H17V95L19 94L18 93ZM23 91V90H22ZM22 91H20V92H22ZM145 90L143 89V92H144ZM197 91V92H196ZM206 91V90H205ZM238 91H240V93H238ZM245 91V90H244ZM0 92H1V90H0ZM9 92V93H10ZM49 92V91H48ZM184 92V93H185ZM2 93H3V91H2ZM2 93H1V95H2ZM7 93H8V91H7ZM12 93V92H11ZM242 93V94H241ZM260 93H262V92H260ZM35 94V93H34ZM145 94H146V92H145ZM208 94V93H207ZM217 94V93H216ZM246 94V97L247 98H249L250 96H251V94L249 95V93H248V95H249V97L247 96V93H245ZM258 94V93H257ZM7 95V94H6ZM13 95V94H12ZM19 95H21V93L19 94ZM32 95H33V93H32ZM180 95V96H179ZM209 95V94H208ZM218 95V94H217ZM254 95V94H253ZM4 95H2V97H3ZM9 96H11V95H9ZM8 96V97H9ZM14 96V95H13ZM16 96V95H15ZM140 96V95H139ZM214 96V95H213ZM220 96H222V94H220ZM225 96V95H224ZM227 96V95H226ZM1 97V98H2ZM4 97H7V96H4ZM32 97V96H31ZM49 97V96H48ZM143 97V96H142ZM212 97V96H211ZM230 97H229V100H230ZM1 98H0V100H1ZM9 98H11L12 99V97H9ZM45 98V97H44ZM49 98H51V97H49ZM205 98H207V97H205ZM213 98V97H212ZM10 99V100H11ZM52 99V98H51ZM60 99H58V100H60ZM228 99V98H227ZM3 101L4 100H6V101H4V102H7V98H5V99H2ZM2 100H1V102H2ZM56 100V99H55ZM54 100V101H55ZM131 100V99H130ZM137 100V99H136ZM226 100V99H225ZM224 100V101H225ZM228 100V101H229ZM244 100H246V101H248L247 103H249V100L250 99H244ZM18 101V100H17ZM17 101H15V102H17ZM44 101H47V100H45L44 99ZM43 101V102H44ZM62 101H59L60 103L62 102ZM129 101V100H128ZM212 101V100H211ZM211 101H209L210 103H211ZM222 101V100H221ZM227 101V100H226ZM251 101V100H250ZM9 102V101H8ZM19 102H17V104L19 105ZM59 102H56L55 101V103H59ZM130 102V101H129ZM207 102V100L205 101V103ZM223 102V101H222ZM242 102V103H241ZM12 103V102H11ZM50 103V100H49V102H48V104ZM52 103V102H51ZM51 103L49 104V105H51ZM215 103V102H214ZM219 103V102H218ZM230 103V102H229ZM14 104V103H13ZM130 104H133V103H130ZM129 104V105H130ZM55 104H54V102H53V105L52 106H54ZM135 104H134V107L136 106ZM215 105V104H214ZM223 105H224V103H223ZM222 105V106H223ZM231 105V106H230ZM16 106V105H15ZM51 106V110H52V112H55V111H53V109H55V108H53ZM64 106V105H63ZM62 106V107H63ZM132 106V105H131ZM207 106V105H206ZM7 107V106H6ZM209 107H211V106H209ZM213 107V106H212ZM215 107H217V106H215ZM225 107H227V106H225ZM256 107V106H255ZM3 108H5L4 106H3ZM20 108V107H19ZM19 108H18V110H19ZM56 108H57V105H56ZM132 108H133V106H132ZM131 108V109H132ZM219 108V107H218ZM221 108V107H220ZM228 108V107H227ZM243 108V109H242ZM27 109V108H26ZM40 109V110H39ZM136 109V108H135ZM134 109V110H135ZM209 109V108H208ZM212 109V108H211ZM210 109V110H211ZM214 109V108H213ZM216 109V108H215ZM214 109V110H215ZM242 111H241V110ZM16 110V109H15ZM17 110V111H18ZM28 110V109H27ZM29 110H30V108H29ZM50 110V111H51ZM58 111H59V109H57ZM128 110V109H127ZM129 110H130V108H129ZM129 110H128V112H129ZM218 110H221V109H218ZM40 111V112H41ZM244 111V112H243ZM25 112H27V111H25ZM34 112V111H33ZM35 112H37V111H35ZM128 112H127V116H128ZM208 112V111H207ZM209 112H211V111H209ZM28 113H30L31 114V112H28ZM46 113V112H45ZM126 113V112H125ZM133 113V112H132ZM26 114V113H25ZM41 114H42V112H41ZM40 113H39V115H41ZM44 114V113H43ZM53 114L51 115V116H53ZM211 114V113H210ZM213 114V113H212ZM225 114V113H224ZM241 114H243V117H246V118H248L247 120L246 119H242L241 120V118H243V117H241ZM16 115H18V113H16ZM28 115V114H27ZM26 115V116H27ZM35 115V118H37L36 116H38V115H36V113L34 114ZM45 115V114H44ZM48 115H49V113H48ZM49 115V116H50ZM32 116H33V114H32ZM41 116H43V115H41ZM41 116H39L41 119H43ZM222 116L223 115H221V117L220 118H222ZM24 117V116H23ZM22 117V118H23ZM28 117V116H27ZM44 117V116H43ZM123 117V116H122ZM126 117V116H125ZM125 117H123V118H125ZM206 117V116H205ZM208 117V116H207ZM206 117V118H207ZM218 117V118H219ZM229 117L227 118V119H229ZM17 118H18V116H17ZM20 118V117H19ZM26 118V117H25ZM24 118V119H25ZM30 118V117H29ZM29 118H28V120H29ZM38 119V120H41V119ZM127 118V117H126ZM134 118V117H133ZM214 118H215V120H214ZM27 119V118H26ZM25 119V120H26ZM205 119V118H204ZM22 120V119H21ZM21 120H20V122H21ZM31 120V119H30ZM33 120V119H32ZM134 120V119H133ZM238 120H240V121H238ZM245 120V121H244ZM18 121V120H17ZM34 121V120H33ZM32 121V122H33ZM35 121H37V120H35ZM34 121V122H35ZM44 121V119L42 120V121H39V122H43ZM119 121H120V123L121 124H119L118 126H116L115 124L117 123H119ZM131 121V120H130ZM220 121V120H219ZM8 122H11V121H8ZM48 122V121H47ZM46 122V123H47ZM127 122H129V118H128V121ZM239 122V123H238ZM23 123H25V121H23ZM28 123H30V121H28L26 124H28ZM240 123H241V125H240ZM243 123V124H242ZM21 124V123H20ZM34 124V123H33ZM37 124H38V122H37ZM44 124H45V122H44ZM222 124V123H221ZM13 125V124H12ZM23 125V124H22ZM22 125H20L21 127H22ZM32 125V124H31ZM40 125H42V123L40 124ZM114 125H115V127H114ZM120 125H122L121 127H120ZM14 126V125H13ZM19 126V127H20ZM26 127H27V125H25ZM29 126H30V124H29ZM216 126H218V125H216ZM116 127H118V128H116ZM121 129H120V128ZM227 127V126H226ZM13 128V127H12ZM18 128V127H17ZM23 128V127H22ZM21 128V130H23ZM215 128H216V130H215ZM219 128V127H218ZM224 128V127H223ZM222 128V129H223ZM20 129V128H19ZM34 129H37V132L36 133H34ZM125 130L126 132H119L118 130ZM144 130L143 131V133H145V134H141L142 133V131H140V130ZM16 130H18V129H16ZM138 130H139V132H140V134L139 133H137L138 132ZM27 131V130H26ZM219 131H220V129H219ZM262 131V132H261ZM22 132H24V131H22ZM217 132V133H216ZM246 132H245V135H246ZM259 132H261V134L259 133ZM121 133H123L122 135H120ZM248 133H247V135H248ZM17 134H20V132L18 133V131H17ZM205 134H207V135H205ZM21 135V134H20ZM23 135V134H22ZM127 135H129V134H127ZM144 136V138H142L141 136ZM130 136L131 135H129L128 136V138H130ZM145 136H146V138H145ZM219 136V135H218ZM256 136V137H257ZM4 137V136H3ZM26 137V136H25ZM249 137H250V135H249ZM248 137V138H249ZM255 137V136H254ZM255 137V138H256ZM262 137V136H261ZM16 138V137H15ZM20 138H21V136H20ZM26 138V139H27ZM223 138V137H222ZM247 138V139H248ZM264 138V137H263ZM4 139V138H3ZM7 139V138H6ZM81 139H82V141H81ZM131 140V141H130ZM245 140V139H244ZM10 141V140H9ZM23 141H24V139H23ZM28 141V140H27ZM225 141V140H224ZM5 143V142H4ZM9 143V142H8ZM49 143V144H48ZM257 143H258V141H257ZM260 143V142H259ZM225 144V143H224ZM243 144V143H242ZM254 144V143H253ZM23 145V144H22ZM25 145V144H24ZM27 145V144H26ZM33 145V144H32ZM4 146V145H3ZM10 146H11V144H10ZM29 146V145H28ZM9 147V146H8ZM19 147H21V146H19ZM24 147H27V146H24ZM38 147V148H39ZM252 147V146H251ZM5 148V147H4ZM6 148H7V146H6ZM11 148V147H10ZM23 148V147H22ZM37 148V149H38ZM129 148H131L130 149V151H129ZM221 148V147H220ZM224 148H226L225 146H224ZM3 149V148H2ZM9 149V148H8ZM12 149V148H11ZM28 149V148H27ZM27 149H26V151H25V149H24V151L25 152H27ZM34 149V148H33ZM259 149H261V148H259ZM264 149V148H263ZM222 150H224L223 148L221 149V151ZM242 150H243V152H242ZM249 150H251L250 148H249ZM247 151V152H250V151ZM254 149H252L251 151H253ZM3 151V150H2ZM1 151V152H2ZM12 152H13V150H11ZM18 151V150H17ZM21 151V150H20ZM30 151V150H29ZM36 151V150H35ZM255 151V150H254ZM257 151H259V150H257ZM264 151V150H263ZM32 152V151H31ZM260 152H261V150H260ZM5 153V152H4ZM9 153V152H8ZM16 153V152H15ZM14 153V154H15ZM23 153V152H22ZM32 153H34V152H32ZM32 153H31V155H32ZM36 153V152H35ZM242 153H244L243 154V157H242ZM251 153V152H250ZM263 153V152H262ZM262 153H260V155H263ZM2 154V153H1ZM1 154H0V156H1ZM5 154H7V153H5ZM10 154H12V153H10ZM18 154H19V152H18ZM21 154V153H20ZM24 154H26V153H24ZM224 154V153H223ZM222 155V154H221ZM252 156H253V154H251ZM259 155V154H258ZM10 156V155H9ZM8 156V157H9ZM19 156H21V155H19ZM2 157V156H1ZM7 157V156H6ZM7 157V158H8ZM12 157V156H11ZM22 157H23V159H22ZM22 157H20L22 160H24L25 159V155H23L22 154ZM3 158H5L4 156H3ZM3 158H0V159H3ZM35 158V159H34ZM260 158V157H259ZM258 158V159H259ZM11 159V158H10ZM129 159H130V161L132 162V163H130L132 166V171H131V168L130 169H126L125 167H127V162L126 161H129ZM255 159H256V157H255ZM4 160V159H3ZM6 160V159H5ZM12 160H13V157H12ZM220 160H222L221 162H220ZM263 160V159H262ZM1 161V160H0ZM21 161V160H20ZM25 161V160H24ZM24 161H22V164H24L23 162ZM27 161H25V162H27ZM124 162V164H122L121 163V165H120V163L119 162ZM253 161H255V162H253ZM1 162H4V161H1ZM7 162V161H6ZM17 162V161H16ZM126 162V163H125ZM258 162V163H257ZM264 162V161H263ZM257 163V164H256ZM2 164L4 165H6V163L4 162V163H1L0 165L2 166ZM9 164V163H8ZM7 164V165H8ZM21 164V163H20ZM27 165H28V167H27ZM263 165V164H262ZM24 166V165H23ZM221 166H223L222 165V163H221V165H220V169H222V167ZM225 166V165H224ZM223 166V167H224ZM5 167H7V166H5ZM5 167H3V168H5ZM8 167H9V165H8ZM7 167V169H10V167L8 168ZM122 167H124L125 169H123ZM178 167H181V169L180 168H178ZM12 168V167H11ZM180 169L181 171H182V177H180L181 176V174L180 175H178V173H177V175L175 174V170L178 172V171H180V170H178V169ZM5 170V169H4ZM4 170H2L3 172H5ZM129 170L131 171V172H133V176H134V178H133V180H130L129 178H127L128 176H127V174H128V172H129ZM217 170V171H216ZM2 172V173H3ZM6 172H8V171H6ZM5 172V173H6ZM14 172V171H13ZM28 172V173H27ZM183 172H184V174H183ZM221 171L219 170V172L218 173H220ZM223 172V171H222ZM0 173H1V169H0ZM14 173H16V172H14ZM23 173V172H22ZM7 174V173H6ZM6 174H4L3 173V175H5L6 176ZM17 174V173H16ZM0 175H2V174H0ZM34 175V176H33ZM183 175H185L184 177L185 178H183ZM35 178V180L36 181H32V180H34V178ZM216 176V177H215ZM220 176H222V175H220ZM3 177V176H2ZM30 177H32L31 179H30ZM218 177V178H217ZM223 177V176H222ZM9 179V180H10ZM27 179H29V181L27 182V183H29L30 182V180H31V183L32 182H36V190H35V192L36 191H39L40 193H38L39 194V196H36V195H34L33 193H31V191L26 187V185H25V183L24 182H26L27 181ZM3 182H8L7 180L6 181H4L3 179H1ZM0 180V181H1ZM225 181H223V183L225 182ZM190 182V183H191ZM199 182V181H198ZM26 183V184H27ZM31 183H30V186H32L34 183H32V185H31ZM264 183V182H263ZM7 184H9V183H7ZM216 184V183H215ZM214 184V185H215ZM259 184H260V186H259ZM10 185V184H9ZM115 185V186H114ZM193 185V184H192ZM197 185V184H196ZM204 185V184H203ZM211 185V184H210ZM263 185V184H262ZM11 186V187H12ZM29 186V185H28ZM29 186V187H30ZM33 186H35V184L33 185ZM195 186V185H194ZM193 186V187H194ZM218 186V185H217ZM216 186V187H217ZM226 186H225V188H226ZM259 186V187H258ZM264 186V185H263ZM115 187V188H114ZM220 187V186H219ZM223 188H224V186H222ZM32 188V187H31ZM113 188V189H112ZM120 188V187H119ZM119 188H118V190H119ZM214 188V187H213ZM251 188H253V189H251ZM38 189V190H37ZM212 189V188H211ZM34 190V189H33ZM126 190H127V188H126ZM192 190H193V188H192ZM209 190V189H208ZM218 190V189H217ZM2 191V190H1ZM0 191V192H1ZM6 191V190H5ZM131 191V192H132ZM213 191V190H212ZM2 192H4V191H2ZM10 192H12V190H10L9 191V194H12V193H10ZM148 192V193H147ZM204 192V191H203ZM260 192V191H259ZM118 193V192H117ZM191 193V192H190ZM209 193H210V191H209ZM218 193V192H217ZM258 193V192H257ZM261 193V192H260ZM2 194V193H1ZM4 194V193H3ZM6 196H9L8 195V193L6 192ZM36 194H37V192H36ZM119 194V193H118ZM130 194V193H129ZM132 194V193H131ZM172 194L175 196H172ZM197 194V193H196ZM254 194V193H253ZM256 194V193H255ZM262 194V193H261ZM124 195V194H123ZM128 195V194H127ZM170 195V196H169ZM181 195V196H182ZM188 195H190V194H188ZM222 195V194H221ZM259 195V194H258ZM16 195H15V193H14V197H15ZM178 196V195H177ZM185 196V195H184ZM187 196V195H186ZM193 196V195H192ZM192 196H191V198H192ZM197 196V195H196ZM195 196V197H196ZM208 196H209V194H208ZM4 197H5V195H4ZM10 197H13L12 195L11 196H9V197H6V198H10ZM121 197V196H120ZM122 197H124V196H122ZM125 197H126V195H125ZM124 197V198H125ZM146 197H147V199H146ZM163 197V199H160V198H162ZM197 197H200V195H198ZM251 197H253L252 196V194H251ZM251 197H250V202H251ZM123 198V199H124ZM128 198H129V195H128ZM178 198H180V197H177V199ZM190 198V199H191ZM194 198V197H193ZM246 198H248V197H246ZM254 198H256V196L254 197ZM258 198V197H257ZM15 199H17V197L15 198ZM119 199V198H118ZM117 199V200H118ZM144 199H146V200H144ZM158 199H160V200H158ZM182 199H183V196H182ZM195 199V198H194ZM196 199H198V198H196ZM226 199V198H225ZM224 199V200H225ZM261 199V198H260ZM264 199V198H263ZM5 199H3L2 201H4ZM10 199H8V200H6V201H9ZM18 200V199H17ZM19 200H21V199H19ZM24 200H22V201H24ZM129 200V199H128ZM131 200V199H130ZM132 200V201H133ZM151 200V201H150ZM166 200V199H165ZM181 200V199H180ZM186 200H188V198L186 199ZM186 200L184 199V201L186 202ZM198 200H200V199H198ZM206 200V199H205ZM246 200V199H245ZM253 200V199H252ZM259 199H257V201H258ZM11 201H14L13 199H11ZM30 201V202H29ZM120 201V200H119ZM122 201V200H121ZM135 201H133V202H135ZM164 201V200H163ZM168 202H169V200H167ZM167 201H165V202H167ZM171 201V200H170ZM174 201H176V199L174 200ZM181 201H183V200H181ZM248 201H249V199H248ZM248 201H247V206H248V204L250 205V203H248ZM261 201V200H260ZM264 201V200H263ZM123 202H126V198H125V200L123 201ZM137 202H135V205H137L136 203ZM173 202V201H172ZM171 202V203H172ZM177 202V201H176ZM179 200H178V204H179ZM184 202V203H185ZM201 202V200L199 201V203ZM214 202H216V201H214ZM245 202V201H244ZM253 202V201H252ZM11 203V202H10ZM17 203H19V202H17ZM21 203V202H20ZM127 203H129V202H127ZM132 203V202H131ZM130 203V204H131ZM144 203H146V204H144ZM144 203H142V204H144L145 206L143 207V208H139L138 207V205H140V204H138L137 205V207L136 208H139L140 210L138 211V209L136 210L137 212H140L141 211V209H142V211L143 210H145L147 207H148V202L146 201V202H144ZM170 203V202H169ZM182 203V202H181ZM183 203V204H184ZM235 203V204H234ZM4 204H8V203H4ZM3 204V205H4ZM23 204V203H22ZM99 204H100V207H99ZM101 204H102V206H101ZM123 204V203H122ZM133 204V203H132ZM173 204V203H172ZM171 204V205H172ZM194 205H195V203H193ZM11 205H14V203L13 204H11ZM59 205V206H58ZM119 205V204H118ZM134 205V204H133ZM147 205V206H146ZM161 205H163V203L161 204ZM170 205V204H169ZM177 204L175 203V206H176ZM192 205V204H191ZM202 205V204H201ZM206 205V204H205ZM216 205V204H215ZM245 205V204H244ZM258 205V204H257ZM256 205V206H257ZM259 205H261V204H259ZM0 206H2L1 205V203H0ZM16 206V205H15ZM125 206V205H124ZM126 206H127V204H126ZM142 206V205H141ZM173 206V205H172ZM180 206V205H179ZM178 205H177V208L179 207ZM181 206H182V204H181ZM187 206V205H186ZM210 206H212V205H210ZM5 207V206H4ZM9 207H11V206H9ZM118 207V206H117ZM128 207H130V206H128ZM132 207V206H131ZM134 207V206H133ZM134 207V208H135ZM159 207H161V206H159ZM163 207V206H162ZM192 207H193V205H192ZM192 207H190V208H192ZM201 207V206H200ZM199 207V208H200ZM203 207V206H202ZM208 207V206H207ZM220 207V206H219ZM224 207V206H223ZM241 207V206H240ZM249 207V206H248ZM250 207H253V206H251L250 205ZM8 208V207H7ZM7 208H6V210H7ZM13 208V207H12ZM38 208V207H37ZM126 208V207H125ZM133 208V209H134ZM135 208V209H136ZM170 208H171V206H170ZM169 208V209H170ZM189 208V207H188ZM196 208V207H195ZM227 208H229V207H227ZM231 208V207H230ZM254 208V207H253ZM1 209V208H0ZM5 209V208H4ZM8 209H10V208H8ZM16 209V211H20L19 212V214H18V212L16 213L19 217H20V215H22L23 214V211H27L28 209H26V207H20V205H19V208H15ZM118 209H120V210H118ZM127 209V208H126ZM129 209V208H128ZM173 210H174V208H172ZM181 209V208H180ZM194 209V208H193ZM207 209V208H206ZM221 209V208H220ZM238 209H239V207H238ZM29 210H34V207H32V206H30V208H29ZM28 210V211H29ZM101 210V211H100ZM118 210V211H117ZM124 210V209H123ZM147 211H148V213L150 212V210H148V209H146ZM145 210V211H146ZM157 210H158V208H157ZM165 210V209H164ZM172 210V211H173ZM183 210H184V208H183ZM199 210V209H198ZM212 210H213V207H212ZM223 210V209H222ZM225 210V209H224ZM244 210V209H243ZM251 210V209H250ZM1 211V210H0ZM12 211V210H11ZM15 211V210H14ZM27 211V212H28ZM136 211H134L135 213H136ZM146 211V212H147ZM176 211V210H175ZM186 211V210H185ZM191 211H192V209H191ZM190 211V212H191ZM209 211V210H208ZM226 211V210H225ZM227 211H229V210H227ZM230 211H231V209H230ZM240 211V210H239ZM247 211H248V209H247ZM258 211V210H257ZM3 212V211H2ZM31 212V211H30ZM34 212H36V211H34ZM107 212H106V214H107ZM114 212V213H115ZM134 212H132V214L134 213ZM150 212V213H151ZM159 212H161L160 211V209H159ZM180 212V211H179ZM187 212V211H186ZM188 212H189V209H188ZM195 212V211H194ZM199 212V211H198ZM6 213L8 214L9 213V210H8V212L6 211ZM5 213V214H6ZM12 212H10V214H11ZM14 213V214H15ZM21 213V214H20ZM37 213V212H36ZM103 213H101L100 214V217H101V215L103 214ZM113 213V214H114ZM123 213H126L125 211L123 212ZM122 213V214H123ZM148 213H146V214H148ZM163 213V212H162ZM168 213H169V211H168ZM167 213V214H168ZM180 213H182V212H180ZM196 213V212H195ZM226 213V212H225ZM231 213V212H230ZM242 213H245V212H242ZM257 213H260L259 211L257 212ZM2 214V213H1ZM10 214L8 215V216H10ZM13 214V213H12ZM12 214H11V216H12ZM13 214V216H15ZM26 214H28V213H26ZM30 214H32V215H34L32 212L30 213ZM105 214V215H106ZM112 214V215H113ZM144 214H145V212L143 211V216H144ZM145 214V216H146V219H147V215ZM165 214V213H164ZM170 214V213H169ZM178 214V213H177ZM187 214V213H186ZM200 214H202V213H200ZM213 214V213H212ZM224 214V213H223ZM4 215V214H3ZM3 215H2V217H3ZM24 217L23 218H25V216H27V215H25V212H24ZM32 215H30L31 217H32ZM37 214H35V218L36 217H38V216H36ZM38 215H40V214H38ZM41 215V216H42ZM110 215V214H109ZM112 215H111V217H112ZM115 215V214H114ZM120 215H121V213H120ZM119 215V216H120ZM137 215V214H136ZM142 214H141V212H140V216H141ZM171 215V214H170ZM169 215V216H170ZM191 215V214H190ZM192 215H194V214H192ZM191 215V216H192ZM228 215V214H227ZM253 215H256V213H254ZM252 215V216H253ZM263 215V214H262ZM5 216V215H4ZM18 216H16L17 217V219H18ZM102 216H104V215H102ZM107 216V215H106ZM116 216V215H115ZM118 216V217H119ZM125 216H127L128 217V215L126 214ZM161 216V215H160ZM165 216V215H164ZM163 216V217H164ZM171 216H173V215H171ZM177 216H179L180 217V215H177ZM177 216L175 217V218H177ZM182 216H185L184 214H182ZM199 216H201V215H199ZM211 216V215H210ZM224 216V215H223ZM16 217H12L13 219H15L16 220ZM29 217V216H28ZM47 217V218H48ZM99 217V218H100ZM108 217V216H107ZM117 217V216H116ZM117 217V218H118ZM124 217V216H123ZM123 217H121V219L123 218ZM127 217H124L125 219L127 218ZM132 217V216H131ZM130 217V218H131ZM137 217V216H136ZM139 217V216H138ZM153 217H154V215H153ZM162 217V216H161ZM188 217H190V216H188ZM197 217V216H196ZM221 217V216H220ZM254 217H257V216H254ZM1 218V217H0ZM6 218V221H8L7 223H9V220L11 219V217H9V220L7 219L8 217L6 216L5 217ZM5 218H2V219H5ZM21 218V217H20ZM19 218V219H20ZM23 218H21V219H23ZM27 218V217H26ZM33 218V217H32ZM32 218H30V219H32ZM39 218V217H38ZM38 218H36V220L38 219ZM110 218V217H109ZM115 217H113V220H115L114 219ZM140 218V217H139ZM143 219H144V217H142ZM142 218H140V221H141V219ZM155 218V217H154ZM159 218V217H158ZM167 218V217H166ZM174 218V217H173ZM182 218V217H181ZM187 218V217H186ZM12 219V220H13ZM29 219V220H30ZM105 219H106V217H105ZM108 219V218H107ZM106 219V220H107ZM120 219V218H119ZM136 218H134V220H135ZM138 219V218H137ZM151 219V218H150ZM162 219V218H161ZM168 219V218H167ZM183 219V218H182ZM190 219H192V221H193V218H189V221H190ZM220 219V218H219ZM256 219V218H255ZM23 220H25V219H23ZM26 220H28V219H26ZM105 220V221H106ZM112 220V218H111V221H113ZM117 220V219H116ZM149 220V219H148ZM173 220V219H172ZM188 220V219H187ZM187 220H186V222H187ZM198 220V219H197ZM200 220V219H199ZM14 221V220H13ZM12 221V222H13ZM33 221H35L34 220V218H33ZM40 221V220H39ZM44 221V222H45ZM62 221H64L65 222V224H64V226H63V228H60L59 227V225H60V223L62 222ZM99 221H100V219H99ZM99 221H96V222H99ZM110 221V220H109ZM121 221H123V220H121ZM120 221V222H121ZM176 221V220H175ZM179 221V220H178ZM185 221V220H184ZM210 221V220H209ZM3 222V221H2ZM10 222H11V220H10ZM21 222V221H20ZM27 222V221H26ZM29 222V221H28ZM38 222V221H37ZM64 222H62V223H64ZM93 222V223H92ZM116 222H119L118 220L116 221ZM142 222H144L143 220H142ZM146 222V221H145ZM144 222V223H145ZM177 222V221H176ZM197 221H195V223H196ZM208 222V221H207ZM4 223V222H3ZM2 223V224H3ZM33 223V222H32ZM39 223V222H38ZM42 223H43V221H42ZM41 223V224H42ZM61 223V224H62ZM100 223H101V221H100ZM104 223V222H103ZM109 223V222H108ZM108 223L106 222V224L108 225ZM127 223V222H126ZM128 223H129V225H130V222H129V218H128ZM139 223V222H138ZM157 223H159V222H157ZM179 223V222H178ZM189 223V222H188ZM192 223V222H191ZM13 224H15V223H13ZM18 224V223H17ZM21 224V223H20ZM59 224V225H58ZM102 224V223H101ZM106 224H105V226H106ZM111 224H113V223H111ZM179 224H181V223H179ZM209 224V223H208ZM0 225H1V223H0ZM8 225V226H7ZM7 225H4L3 224V226L2 227H5V229H7L8 227L10 228L11 226H9L10 224H7ZM12 225V224H11ZM19 225V224H18ZM24 225V224H23ZM26 225H29V223L28 224H26ZM34 225V224H33ZM40 225V224H39ZM43 225H44V223H43ZM63 225V224H62ZM116 225V224H115ZM115 225H113L114 227H117V226H115ZM128 225V224H127ZM133 226H134V224H132ZM136 225V224H135ZM142 225V224H141ZM145 225V224H144ZM147 225V224H146ZM152 225V224H151ZM150 225V226H151ZM158 225V224H157ZM160 225V224H159ZM189 226H190V223L188 224ZM193 225V224H192ZM204 226L206 225L205 223L203 224ZM203 225H201V226H203ZM7 226V227H6ZM14 225H12V229L13 230H15V228L14 227H18V226H16V224H15V226L13 227ZM99 226H100V224H99ZM103 226H104V224H103ZM132 226V228H134L135 229V226L133 227ZM139 226V225H138ZM218 226V225H217ZM245 226V229H247V225L245 224L244 225ZM20 227V226H19ZM23 227V226H22ZM28 227V226H27ZM57 227V228H56ZM62 227V226H61ZM108 227V226H107ZM111 227V225H109V228ZM120 227H118V228H120ZM142 227H143V225H142ZM147 227H148V225H147ZM165 227V226H164ZM184 227H188L187 225L186 226H184ZM193 227V226H192ZM213 227V226H212ZM139 228V227H138ZM169 228V227H168ZM183 228V227H182ZM189 228V227H188ZM218 228V227H217ZM250 227H248V230H250V234H252L253 235V237L254 236H256V237H249L248 239H251V238H253L256 242H255V245H252V244H254V241H253V239H251L252 240V243H250L252 246H251V248L254 246V248L256 247V249H255V251L257 250V252L259 251V254H260V252L262 253V254H260V255H258V253H255V251L253 250V252L255 253V254H257L258 256H263V250H264V216L262 217V218H258L257 217V220L254 222V224L251 226V228L249 229ZM22 230H24L23 228H21ZM33 229V228H32ZM102 229H103V227H102ZM115 229V228H114ZM131 229V228H130ZM140 229V228H139ZM157 229V228H156ZM160 229V228H159ZM163 229V228H162ZM172 229H173V227H172ZM179 229V228H178ZM190 229V228H189ZM189 229H187V232H189ZM209 229V228H208ZM211 229V228H210ZM213 229H214V227H213ZM216 229V228H215ZM8 230V229H7ZM17 230V229H16ZM16 230H15V233H16ZM19 230V229H18ZM26 230H28L27 228H26ZM31 230V229H30ZM29 230V231H30ZM112 230V231H111ZM136 230V229H135ZM135 230H134V232H135ZM145 226H144V232H145ZM165 230V229H164ZM169 230H170V228H169ZM181 230V229H180ZM179 230V231H180ZM192 230V229H191ZM195 230V229H194ZM248 230H246V231H248ZM2 231V230H1ZM10 231H11V229H10ZM39 231H41V230H39ZM129 231V233H127ZM137 231V230H136ZM174 231V230H173ZM173 231H171V232H173ZM206 231H208V230H206ZM4 232V231H3ZM32 232V231H31ZM35 232V231H34ZM33 232V233H34ZM158 232V231H157ZM160 232H161V229H160ZM177 232V231H176ZM176 232H173V234H176ZM191 233H192V231H190ZM204 232V231H203ZM14 233V231H13V234H15ZM86 233V237H87V239L85 240L86 241V244H87V246L88 247H86L87 249H86V252H84V253H86V255L85 254H83V252L82 251H84V250H82L83 249V247L85 246V244H84V237H83V234H85ZM137 233V232H136ZM139 233V232H138ZM162 233V232H161ZM181 233V232H180ZM182 233H186V232H183L182 231ZM181 233V234H182ZM213 233V232H212ZM254 233V234H253ZM2 232L0 233V236H2L3 238H5L4 237V234H2ZM19 234V233H18ZM18 234H16L17 236H18ZM38 234V233H37ZM145 234V233H144ZM173 234L171 235V236H173ZM188 234V233H187ZM193 234V233H192ZM247 234V233H246ZM249 234V235H250ZM6 235L8 236V234L6 233ZM133 235H135L134 233H133ZM147 235V234H146ZM177 235V234H176ZM248 235V234H247ZM248 235V236H249ZM15 236V235H14ZM132 236V235H131ZM138 236V235H137ZM144 236V235H143ZM143 236H142V238H143ZM168 236V235H167ZM167 236H166V238H167ZM171 236H169L171 239H172V237ZM179 236V235H178ZM188 236V235H187ZM190 236H191V234H190ZM202 236V235H201ZM205 236V235H204ZM247 236V237H248ZM262 236H263V238H262ZM133 237V236H132ZM136 237V236H135ZM145 237V236H144ZM159 237V236H158ZM175 237V236H174ZM177 237V236H176ZM180 237V236H179ZM178 237V238H179ZM186 237V236H185ZM189 237V236H188ZM259 237L261 238V239H259ZM1 238V237H0ZM3 238H2V240H3ZM7 238V237H6ZM6 238L3 240L5 243H6ZM141 238V239H142ZM146 238V237H145ZM148 238V237H147ZM161 238V237H160ZM178 238H174V242H175V239L177 240ZM187 238V237H186ZM132 238H130V240H131ZM140 239V240H141ZM144 239V238H143ZM163 239V238H162ZM169 239V238H168ZM180 239H181V237H180ZM179 239V240H180ZM185 239V238H184ZM197 239V238H196ZM196 239H195V241H196ZM209 239V238H208ZM211 239V238H210ZM209 239V240H210ZM242 239V238H241ZM248 239H246V241L248 240ZM103 240H105V241H103ZM134 240V239H133ZM133 240H131V241H133ZM146 240V239H145ZM159 240V239H158ZM173 240V239H172ZM179 240H177V243H180V242H178ZM259 240L261 241V242H259ZM129 241V242H128ZM134 241H136L137 242V240H134ZM151 241V240H150ZM169 241H171V240H169ZM204 241V240H203ZM241 241V240H240ZM246 241L245 242H243V244L244 243H246ZM140 242V241H139ZM144 242V241H143ZM156 242V241H155ZM164 242V241H163ZM163 242H162V244H163ZM166 242V241H165ZM199 242V241H198ZM238 242V241H237ZM1 243H2V241H1ZM6 243V244H7ZM133 243H135V242H133ZM167 243H168V241H167ZM169 243H172V242H169ZM177 243H175V244H177ZM193 243H194V240H193ZM192 243V244H193ZM200 243H201V239H200ZM240 243V242H239ZM248 243V242H247ZM4 244V243H3ZM3 244H0L1 246H3ZM154 244V243H153ZM159 244V243H158ZM165 244V243H164ZM173 244V243H172ZM195 244V243H194ZM193 244V245H194ZM198 244V243H197ZM207 244H208V241H207ZM139 244H137L136 245V243H135V246H138ZM143 245V244H142ZM190 244H188V246H189ZM199 245V244H198ZM198 245H194V247H196V246H198ZM202 245V244H201ZM229 244H227V246H228ZM242 244H239V246H241ZM248 245V244H247ZM134 246V245H133ZM133 246H132V248H133ZM160 246V245H159ZM162 246V245H161ZM206 246V245H205ZM226 246V247H227ZM230 246V245H229ZM242 246H244V245H242ZM164 247V246H163ZM233 247V246H232ZM248 247V246H247ZM138 248V247H137ZM156 248V247H155ZM158 248V247H157ZM172 248H174V247H172ZM182 248H188V247H182ZM237 248V247H236ZM244 248H246L245 246H244ZM0 249H2L1 247H0ZM4 249V248H3ZM89 249V251L87 252V250ZM119 249V250H120ZM183 249V250H184ZM247 249V248H246ZM5 250V249H4ZM116 250V249H115ZM135 250V249H134ZM152 250H156V249H152ZM180 250V249H179ZM182 250V251H183ZM186 250V249H185ZM252 250V249H251ZM250 249H247L246 250V257H245V263L246 264H250V263H248V261L250 262V253H249V251H251ZM43 251V252H42ZM48 253H46V252ZM96 251H98V252H100V256H98V255H96L95 254V252ZM113 251V250H112ZM169 251H171L170 249H169ZM194 251V250H193ZM2 252V251H1ZM6 252V251H5ZM4 252V253H5ZM8 252V251H7ZM10 252H12V251H10ZM9 252V253H10ZM120 252V251H119ZM122 252V251H121ZM180 252H181V250H180ZM190 252H192V251H190ZM21 253V252H20ZM25 253V254H26ZM33 253V252H32ZM42 253H43V255H42ZM47 254V256H49V257H47L46 256V254ZM115 253V252H114ZM123 253V252H122ZM177 253V252H176ZM179 253V252H178ZM185 253V252H184ZM183 253V254H184ZM0 254H2V253H0ZM7 254V253H6ZM30 254H31V252H30ZM99 254V253H98ZM118 254V253H117ZM133 254V253H132ZM142 254H143V252H142ZM174 254V253H173ZM180 254H182V252L180 253ZM182 254V255H183ZM9 255V254H8ZM11 255H12V253H11ZM17 255V259H19L18 257H19V255L18 254H15V256ZM29 255V254H28ZM36 255H34V256H36ZM256 255V256H257ZM13 256V255H12ZM20 256H22V254L20 255ZM30 256V255H29ZM47 258H46V257ZM105 256V255H104ZM104 256H101L102 258H104ZM170 256V255H169ZM176 256H178V255H176ZM1 257V256H0ZM4 257H6V255L4 256ZM33 257V256H32ZM42 257V258H41ZM44 257H45V259H44ZM86 257V258H85ZM106 257V256H105ZM137 257V256H136ZM167 257V256H166ZM173 257V256H172ZM172 257H170V259L172 258ZM181 257V256H180ZM179 257V258H180ZM188 257H190V256H188ZM2 258V257H1ZM0 258V259H1ZM7 258H8V256H7ZM36 258H38L37 256H36ZM35 257H33L32 259H36ZM85 258V259H84ZM108 258V257H107ZM124 258V257H123ZM148 258V257H147ZM152 257H150L149 259H151ZM178 258V257H177ZM177 258H175L174 257V259H177ZM264 259V257H261L260 259ZM8 259H10V260H12L11 258H10V256H9V258ZM7 259V260H8ZM25 259L27 260V263H23V264H30V263H28V261H31L29 258H27V256H25ZM24 259V260H25ZM109 259H112L111 257H109L108 258V260ZM115 259V258H114ZM131 259V258H130ZM133 259V258H132ZM131 259V260H132ZM168 259V258H167ZM183 259V258H182ZM258 259L259 258H257V262H261L260 260L258 261ZM9 260V261H10ZM14 260H16L15 259V257H14V259L12 260V262H14L15 263V261ZM20 260V259H19ZM94 260V261H93ZM97 260H99V261H97ZM104 260V259H103ZM137 260H141V259H137ZM142 260H143V257H142ZM169 260V259H168ZM171 260H173V258L171 259ZM170 260V261H171ZM178 260V259H177ZM180 260H181V258H180ZM184 260V259H183ZM23 262V260L21 259L20 261H18V260H16V262H19L20 264ZM33 261V260H32ZM31 261V262H32ZM106 261V260H105ZM112 261V260H111ZM111 261H109V262H107L106 261V264L107 263H110ZM117 261H119L118 259H117ZM174 261V260H173ZM186 261V260H185ZM227 261V260H226ZM236 261V260H235ZM262 261H264V260H262ZM2 262H6V258H5V261H2ZM11 262V261H10ZM10 262H8V263H10ZM113 262H115V260L113 261ZM129 262H132V261H129ZM136 262V261H135ZM177 262V261H176ZM176 262H175V264H176ZM183 262V261H182ZM222 262V261H221ZM233 262V261H232ZM243 262V261H242ZM35 263V262H34ZM85 263V264H86ZM120 262H118V264H119ZM133 263H134V261H133ZM137 263V262H136ZM163 263V262H162ZM229 263V262H228ZM236 263V262H235ZM234 263V264H235ZM241 263V262H240ZM32 264H33V262H32ZM93 264V263H92ZM112 264V263H111ZM121 264H122V262H121ZM170 264V263H169ZM179 264V263H178ZM218 264V263H217ZM262 264H264V262H262Z\"/></svg>","mask_w":264,"mask_h":264},{"label":"rangeland","instance_id":"obj_2","mask_svg":"<svg viewBox=\"0 0 264 264\" xmlns=\"http://www.w3.org/2000/svg\"><path fill=\"white\" fill-rule=\"evenodd\" d=\"M4 1H6L5 3L6 4H8V7L10 8H8L7 6H6V4L4 3ZM9 1V2H8ZM56 1V2H55ZM0 0V21L2 22H0V78H3V80L2 81H7L6 83L5 82H2V83H0L1 85L0 86H2V85H6L7 83L9 84L10 82H12L13 84H15V88H14V90H19L18 91V93L20 94L21 93V95H17L16 93H17V90L16 91H14V93H13V91H9V90H7L6 89V87L4 88V87H1L2 89H0L1 90V92H0V98L2 97V95H4V96H7V97H2L1 98V100L2 99H5V98H7L8 100H7V102H4V101H6V100H2V102H1V100H0V154H1V156H0V158H3V156L5 157V158H3V159H0L1 161H4L5 163H6V165L4 164H2V166L0 165V169H1V173L0 174H2V175H0V180L1 179H5L4 181H6L7 179V183H9V184H7L6 182H3L2 180L0 181V191L2 190V191H4V192H0V203H1V205L2 206H0V223H1V225H0V233L2 232V234H4V237L6 238V243H7V241H8V239H9V237H10V235H11V237H19V235L20 236H24L25 238H28V237H26V236H28V234H30V233H32L33 235H35L36 234V236H40V233H42V229H39V227L40 228H44V226H45V223H46V221L47 220H49L51 217L49 216V214L48 215H42L41 213H40V209H41V207H42V205L44 204V203H41L42 205H37V204H33L32 205V203L30 202V204L27 202V201H25L24 200V195H19V197L21 196V198H18V195L17 194H19V193H17L16 194V192L14 191L13 192V190L15 189V186L13 185H11L12 183H10L12 180L9 178V176H8V173H10V175H11V173L12 174H14L15 176H17V175H19L20 173V176H19V178L23 175V174H26L25 173V171H27L26 170V164H29L30 162H28L29 160L31 161V169H32V167H33V160H31L34 156L36 157V155L38 154V153H40L41 152V147H39L38 145H37V143H36V145L34 144V142L32 143V142H30V140H29V138H27V135H28V131H29V129H31V128H35V127H37L38 125L39 126H44V125H49L48 123H50L49 121H52L54 118V114L56 113V114H58L59 112H61L60 110H63L64 108H65V104L63 103V101H64V97L61 95V96H57V98H55L56 96H51L52 94L54 95V94H56V93H54V90H55V92H57V91H59L60 92V84H59V82H60V80L61 79H65L66 78V80H63V81H67L68 79H69V74L70 73H72L71 72V70H74V69H72L73 68V63L72 64H70L72 61H70V60H67V62H62V60H58V58H65L66 59V57L68 56L69 57V55L70 54H74V56H75V58H80V57H82V56H84V55H86V54H82L83 52H84V50L85 49H82L83 47H86V43H89V44H91V42H92V46L91 45H87V47H89V48H91V51H92V48L95 46V44L96 43H98V47H100V48H93V53H96V51L98 52L99 51V53H97V55L98 54H103V55H98V56H95L96 54H93L92 52H88V53H92L93 54V57H97L98 58V60L99 59H105L106 58V56H107V62L104 60V61H102V59H101V63L97 60V58H96V60H97V62H99V64L97 63V66H99V68H100V66H102V64L104 65L105 64V66H106V64H108L109 63V61H112V63L113 64H115V63H117V61H121V63L117 66V70H118V72H117V74L115 75V76H117L119 73H122V71H124L125 72V67H126V65H128V64H125V63H133V61L134 62H139L140 64L141 63H143L144 64V66L146 67H149L148 65L150 64V63H152L153 61V63H155V64H157V62L160 60L161 61V58L162 57H164L165 55V57L164 58H162V60L164 61V60H166V57H167V59H179V61L177 60V62H178V64H177V67H178V69H179V71L180 70H182L183 71V69H187V68H192V65H193V61L192 60H194L195 59V56H196V54H197V52H198V50H197V47L198 48H200L201 50H212L213 48L212 47H214V43L213 42H216V41H218V40H222V41H224V39H226V41H227V38L229 37L228 35H229V21H228V23H227V20H229V18H228V13H229V6H227L230 2L228 1V0H206V1H211L210 2V5L211 4H214L215 5V7L213 6V5H211L212 7H214V10H223V11H219L220 12V17L218 16V12H217V15H216V13H215V16L217 17L216 19H214V23L215 22H217V23H215L214 24V26L211 24V25H209L208 26V28H209V31H208V33H206L207 32V29L208 28H204V29H206V31H204V33L205 34H209L210 33V35H209V39H211L212 40V42H211V40H207V38H204V39H206L207 41H202L203 40V38L201 37V35H199L200 36V38L199 39H201L202 38V40H198V38H195V36H197L196 34L194 35V33L195 32H191V30H193V29H190V28H184V26L186 27H188V26H190V25H187V24H181V23H178V25L176 24V27H171L172 29H170V26L168 27V25H169V21L171 22V20H170V18L172 19V17H174V14L172 15V13L171 14H169V13H167L168 11H166L165 12V14H163V15H165V18L164 17H162V19L160 18V16H162L161 14L164 12V10L166 9V10H168L167 9V7H165V6H163L164 5V3H163V5H160L161 7H162V13H160V11H159V18L160 19H157V18H149V17H155L154 16V13L156 14H158V10H161V9H158L157 7L159 6L156 2H158V0H154L155 2H153V0H149V1H147V2H149L148 3V8L147 9H145L144 10V12L146 11V13H144L141 9H142V7H143V5H147V4H145L146 3V1L145 0H140L139 2H138V0H127V3H126V0H124L125 2H123L122 0H112V1H110V0H87V1H85V0H68V2H67V0L65 1V0ZM71 1V2H70ZM82 1V2H81ZM88 1H89V3H88ZM92 1H94V2H92ZM102 1L104 2V3H102ZM117 1V2H116ZM187 1H189V0H187ZM197 1H199V2H197L198 4H196V0H194V2L193 3H195V6L196 5H200L199 3H200V0H197ZM204 0H202L201 1V5H202V2H203ZM240 2H242V4L244 3V1L245 0H239ZM247 2H248V0H246ZM245 1V2H246ZM257 1V0H256ZM255 1V2H256ZM263 1V0H262ZM2 2V3H1ZM14 2V3H13ZM29 2V3H28ZM31 2V3H30ZM38 2V3H37ZM46 2V3H45ZM74 2V3H73ZM81 4H80V3ZM98 2H100V4L101 5H99V4H97ZM115 2V3H114ZM152 2V4H150ZM161 1H159L158 3H160ZM192 3V0L191 1H189V4H191ZM229 2V3H228ZM251 2V5L250 4H248V3H250ZM255 2L254 1H252V0H250L248 3H244V4H247V5H244V7L246 8V10L248 11V10H250V7H251V10H253L252 8H256L257 7V9L256 10H260V6L257 4V2H260V0L259 1H257L256 2V5H255ZM37 5H36V4ZM51 3V4H50ZM65 3H66V5H65ZM70 3H72V5H70ZM83 3H85V4H83ZM87 3V4H86ZM91 3V4H90ZM94 3H95V5H94ZM106 3H108V4H106ZM140 3L142 4L143 3V5L140 7ZM226 4V5H224V4ZM262 2H260L259 4H261ZM1 4L3 5V7H1ZM10 4V5H9ZM12 4V5H11ZM50 4V5H49ZM73 4H74V6H73ZM80 4V5H79ZM111 4V5H110ZM113 4V5H112ZM122 4V5H121ZM254 4V5H253ZM263 4H264V1H263ZM32 5V6H31ZM45 5V6H44ZM90 5V6H89ZM103 5H104V7H103ZM107 5H108V7H107ZM152 5V6H151ZM158 5V6H157ZM221 5V6H220ZM241 5V4H240ZM259 7H258V6ZM5 6H6V8H5ZM39 8H38V7ZM42 6V7H41ZM58 6V7H57ZM70 6L71 7H73V10H74V14L73 13H71V12H73L72 11V9L70 8ZM87 8H86V7ZM93 6V7H92ZM94 6H97L96 8L94 7ZM100 6H101V8H100ZM119 6V7H118ZM136 6V9L134 8ZM159 6V8H161ZM225 6V7H224ZM64 7V8H63ZM92 7V8H91ZM111 7V9H110V11L112 12V14H111V12L109 11V8ZM113 7V8H112ZM138 7V8H137ZM139 7H140V9H139ZM144 7H147V6H144ZM144 7H143V9H144ZM149 7H151V8H149ZM191 7V6H190ZM217 7V8H216ZM240 7V6H239ZM241 7H243V5L241 6ZM261 7H263L262 6V4H261ZM17 8V9H16ZM34 8V9H33ZM36 8V9H35ZM38 8V9H37ZM70 8V9H69ZM75 8V9H74ZM77 8V9H76ZM80 10H79V9ZM108 8V9H107ZM120 8V9H119ZM163 8H165V9H163ZM226 8H228V9H226ZM42 9H43V11H42ZM46 9L48 10V12L46 11ZM64 9L66 10V11H64ZM87 9H91V10H89V12H88V10ZM96 9V10H95ZM99 9H100V11L102 12L103 11V9H104V13H106V14H104V13H101L100 14V11H99ZM102 9V10H101ZM116 9V10H115ZM149 9H151V10H153V11H151V10H149ZM156 9H158L157 11H156ZM242 9V8H241ZM4 10V11H3ZM9 10H10V12H9ZM71 10V11H70ZM93 10V11H92ZM122 10V11H121ZM130 10V11H129ZM147 10H149L150 11V13L152 14V16L150 15L149 16V12L147 11ZM226 10V11H225ZM243 10V9H242ZM241 10V11H242ZM256 10H254V12L256 11ZM31 11V12H30ZM65 13H64V12ZM80 11H81V13H80ZM86 11V12H85ZM91 11H92V13H94V14H92L91 13ZM98 11V13H96ZM106 11V12H105ZM108 11V12H107ZM120 11V12H119ZM262 13H258V15H259V17L261 16L260 14H263L264 15V9H263V11H262V9L260 10ZM26 12V13H25ZM47 12V13H46ZM51 12V13H50ZM66 12H70L69 13V15H68V13H66ZM84 12V15L82 14ZM113 12H115V14L113 13ZM121 12H123V13H121ZM141 12V13H140ZM152 12H154V13H152ZM225 12H226V15H225ZM248 12H251V11H248ZM34 13V14H33ZM36 13H37V15H38V17H36L37 15H36ZM44 13H46L45 15H43ZM54 13H55V16H54ZM62 13V14H61ZM77 14V16H76V14ZM89 13V14H88ZM120 13V14H119ZM149 13V14H148ZM222 13V14H221ZM240 13H242V12H240ZM246 13V12H245ZM253 13V11L251 12V14ZM27 14V15H26ZM39 14H40V17H39ZM52 14V15H51ZM63 14H65L64 16H63ZM72 14V15H71ZM87 14L91 17V16H93V17H91V18H89V16L87 17ZM90 14H92V15H90ZM106 15L105 17H104V15ZM108 14V15H107ZM111 14V15H110ZM147 15L146 17H147V20H146V17H145V15ZM156 14V15H157ZM243 14V13H242ZM254 14H256L257 15V11H256V13H254ZM4 15V16H3ZM20 15V16H19ZM35 15V16H34ZM62 17V18H64L63 20H64V24H65V21H66V28H67V26H69L70 27V25H68V24H70V22L73 24V22H75V18H76V20H77V24H75L74 23V25H72L71 24V28H72V26H77L78 24L79 25H81L80 23H82V25L81 26H78V27H73L72 28V30H69V27L65 30L66 32H72L73 30H74V32H75V30H77V32H72L73 34H78V36L80 35L79 33H78V31H79V29H80V33H82L80 36H79V38L80 39H78L79 41H81V42H79V41H77V42H79L78 43V46H77V44H75V40H76V38H78V36L75 38V35H73L72 34V36L75 38V40L73 39V37L71 36V32L69 33V37L67 36L68 34H66L65 33V31H64V29H65V27L63 28L61 25H64V24H62V22H63V20H62V18L60 17V16ZM68 15V16H67ZM75 15V16H74ZM83 16V18L81 17V20L80 21H78L79 19H80V16ZM95 15H97V16H95ZM98 15L100 16V17H98ZM143 15V16H142ZM171 15V16H170ZM224 15V16H223ZM245 15V14H244ZM249 15H250V13L248 14V15H246V16H244V17H249ZM257 15V16H258ZM262 15V16H263ZM11 16H12V18H11ZM31 18H30V17ZM45 16V17H44ZM50 16H51V18H50ZM59 16V17H58ZM74 17V21L72 22V18L71 17ZM86 16V17H85ZM110 16H113L112 18L113 19H111V17L109 18ZM118 16H120V18L118 17ZM223 16V17H222ZM255 16V15H254ZM261 16V17H262ZM4 17V18H3ZM53 17H54V19H53ZM79 17V18H78ZM98 17V18H97ZM117 17V18H116ZM142 17V18H141ZM242 17V16H241ZM251 17H253V15L251 16ZM258 17V18H259ZM11 20H10V19ZM35 18V19H34ZM41 18V19H40ZM67 18H69L68 20H67ZM71 18V19H70ZM87 18H89V19H87ZM100 18H103V19H100ZM106 18V19H105ZM140 18V19H139ZM150 20H149V19ZM175 18V17H174ZM226 18V19H225ZM256 18V17H255ZM254 17H253V19H255ZM3 19H4V23H3ZM28 19V20H27ZM56 19V20H55ZM58 19H60V20H58ZM66 19V20H65ZM83 19L85 20V21H83ZM92 19V20H91ZM95 21H94V20ZM107 19H109L108 21V23H107ZM122 19V20H121ZM141 19H145L144 21L143 20H141ZM155 19L156 20H160L159 21V23H157V25H154V26H152L151 24H150V26H152V27H150V26H147L146 24H147V22H148V20L151 22H155ZM168 19V20H167ZM251 19V18H250ZM250 19H248L247 21H249ZM264 19V18H263ZM37 20V22H35ZM57 20L58 21H60V22H57ZM71 20V21H70ZM103 20L105 21L106 20V22H105V24H107V25H105V24H103L104 22H103ZM113 20V21H112ZM114 20H116V22L114 21ZM163 20H164V22H163ZM245 20H246V18H245ZM260 20V19H259ZM258 19H257V21H259ZM262 20V19H261ZM6 21V22H5ZM10 23H9V22ZM24 21H26L25 23H24ZM29 21V22H28ZM33 21V22H32ZM46 21V22H45ZM69 21V23H67ZM87 21V22H86ZM100 21H102V22H100ZM140 21H142L143 23H140ZM219 21H220V24H218L219 23ZM226 21V22H225ZM241 21H242V19H241ZM243 21H244V19H243ZM252 21H255V20H252ZM256 21V22H257ZM13 22V23H12ZM14 22H15V26L17 27H14L13 28V30H12V27H13V25H14ZM31 22V23H30ZM52 22V23H51ZM55 22V24H53ZM97 22V23H96ZM127 22H128V24H127ZM158 22V21H157ZM222 22H225V26L223 25V23ZM262 22V21H261ZM27 23H28V25H27ZM43 23H44V25H43ZM48 23V24H47ZM51 23V24H50ZM60 25H59V24ZM84 23V24H83ZM88 23V24H87ZM90 23V24H89ZM95 23V24H94ZM121 23H122V25H121ZM144 23H146V24H144ZM163 23V24H162ZM168 23V24H167ZM248 23V22H247ZM259 23V22H258ZM256 24L255 22H254V26L255 27H257V26H259L260 28L259 29H264V25H263V23H264V20H263V22L261 23V26H260V24ZM1 24L3 25V26H1ZM9 24H10V26H9ZM50 24V25H49ZM56 24H58V26L59 27H62V29L61 28H59ZM99 24V25H98ZM127 24V25H126ZM137 24V25H136ZM144 25V26H142V27H140L141 25ZM153 24V23H152ZM156 24V23H155ZM165 24H166V26H165ZM216 24H218L217 26H216ZM251 24H252V22H251ZM251 24H249V25H251ZM6 25V26H5ZM35 25H37V26H35ZM39 25V26H38ZM41 25V26H40ZM53 27H52V26ZM88 25V26H87ZM102 25V26H101ZM110 25V26H109ZM135 25H136V28H133V27H135ZM139 25V27L140 28H138L137 26ZM148 25H149V22H148ZM220 25H221V27H220ZM228 25V26H227ZM244 25H245V23H244ZM248 25V28L250 27ZM253 25V24H252ZM257 25V26H256ZM263 25V26H262ZM12 26V27H11ZM22 26V27H21ZM57 27L58 29H60L59 31L58 30H56L57 28H55V27ZM84 26V27H83ZM93 26V28L94 27H96V29H94L93 30V28H91ZM109 26V27H108ZM114 26V27H113ZM118 26V27H117ZM163 28H162V27ZM247 26V25H246ZM253 26V27H254ZM10 28L11 27V29H8V28ZM28 27V28H27ZM40 27H41V29H40ZM49 27H51V29L49 28ZM87 27V28H86ZM191 27V26H190ZM214 27V28H213ZM215 27H217L216 29H215ZM33 28V29H32ZM43 28V29H42ZM53 28V29H52ZM55 28V29H54ZM75 28V29H74ZM86 28V29H85ZM105 28H106V30H105ZM112 28V29H111ZM144 28V29H143ZM168 29V30H166V29ZM175 28H177V29H175ZM193 28V27H192ZM251 28H252V26H251ZM248 29V30H252V29ZM258 28V27H257ZM5 29V30H4ZM35 29V30H34ZM48 29H50V30H48ZM93 31H92V30ZM104 29V30H103ZM111 29V30H110ZM122 29H124V30H122ZM136 31H135V30ZM139 29V30H138ZM161 29H165L164 31L163 30H161ZM189 29H190V32H189ZM195 29V28H194ZM18 30L20 31V32H18ZM21 30H23V31H21ZM29 30V31H28ZM33 30V31H32ZM41 31V32H38V31ZM48 30V31H47ZM69 30V31H68ZM88 30H90L89 31V33L87 34L86 33V31H88ZM109 30V31H108ZM144 30H146V31H149V32H146V31H144ZM155 31V32H153V31ZM156 30H157V33H156ZM159 30V31H158ZM170 30V31H169ZM197 30V29H196ZM203 30V29H202ZM212 30H215V33H214V31H212ZM216 30L218 31V32H216ZM228 30V31H227ZM245 30H246V28H245ZM3 33H2V32ZM16 31V32H15ZM45 31L47 32V33H45ZM54 31H57V33L59 34L60 33V31L61 32H63V33H61V35L64 37L65 36V40L67 41V39L68 38H70L71 40H72V42L73 41H75V42H71L70 40H68V42L70 41V44L69 43H66V44H68V45H71V44H75L74 46L72 45L70 48L68 47V48H66V50H63L65 47H67V45H64L65 44V40H64V38L61 36L60 38H61V41H60V38L58 37L59 35L57 34V33H53ZM113 31V33H111ZM127 31V32H126ZM141 31H143V32H145V34L143 33V32H141ZM210 31H212L213 32V34L210 32ZM243 31V30H242ZM253 31V30H252ZM254 31H256V30H254ZM258 32H259V30H257ZM262 31V33H263V31L264 30H261ZM4 32H6V33H4ZM24 32V33H23ZM33 34H32V33ZM38 32V33H37ZM44 32V33H43ZM52 32V33H51ZM83 32H85V33H83ZM96 32V34L95 35H93V33H95ZM98 32V33H97ZM104 32V35L102 34ZM140 32V33H139ZM163 32H165V33H163ZM197 32H199L198 30H197ZM226 32H228L227 34H226ZM245 32H247V31H245ZM244 32V34H246ZM258 32H256L257 33V36H258V38H259V40L261 41V33L260 34H258ZM8 33V34H7ZM20 33V34H19ZM29 33V34H28ZM37 33V34H36ZM66 35H65V34ZM91 33V34H90ZM112 35H111V34ZM156 35V34H159L160 36H162L163 34H164V36H162V38L164 37V39H161V37L159 38L157 35L155 36L154 34ZM187 33H188V35H187ZM203 33V32H202ZM241 33V32H240ZM243 33V32H242ZM242 33H241V37H243V36H245L244 34H243V36H242ZM248 33V32H247ZM10 34H13V35H10ZM17 34H19V35H17ZM50 34H52V36L50 35ZM99 34V35H98ZM133 34H135V35H133ZM138 34V35H137ZM139 34H140V36H139ZM154 35L157 39L159 38L160 40H157L156 39V41L155 40H153V39H151V38H149L148 37V35H150V37H151V35ZM162 34V35H161ZM5 35V36H4ZM12 37H10V36ZM32 35V36H31ZM35 35V36H34ZM42 35V36H41ZM44 35V36H43ZM46 35V36H45ZM50 37V39L51 38H53V40H52V42H51V40L49 41V37ZM54 35H56L55 37L56 38H54L53 36ZM58 35V36H57ZM87 35V36H86ZM106 35V36H105ZM110 35V36H109ZM130 35V36H129ZM152 35V36H153ZM175 35V36H174ZM217 35V36H216ZM2 36V37H1ZM7 36V39L5 38ZM26 36V37H25ZM34 36V37H33ZM40 36V38L38 39V37ZM90 36V37H89ZM99 36H100V38H99ZM105 36V37H104ZM109 36V37H108ZM129 38H128V37ZM134 36H135V38H134ZM198 36V37H199ZM211 36V37H210ZM212 36H214V37H212ZM247 36V35H246ZM256 36V37H257ZM261 38H260V37ZM28 37H30V38H28ZM43 37H45V38H43ZM66 37H68V38H66ZM72 37V38H71ZM89 37V38H88ZM109 40H111V42H109L108 41V39ZM154 37V38H155ZM192 37V38H191ZM232 37V36H231ZM248 37V36H247ZM15 38V39H14ZM57 38H59V39H57ZM87 38V39H86ZM97 38V39H96ZM101 38H104V39H101ZM125 38V39H124ZM132 38V39H131ZM153 38V37H152ZM166 38H167V40H166ZM246 38V37H245ZM44 39V40H43ZM62 39H63V43L64 44H62ZM86 39V40H85ZM92 39V40H91ZM233 39V40H232ZM9 40H11L10 42H9ZM20 40V41H19ZM45 40H47V41H49L48 43L45 41ZM57 42V43H55V41ZM57 40H59V41H57ZM103 40V41H102ZM124 40H126V41H124ZM137 40L139 41V42H137ZM152 40V41H151ZM161 40H163V41H161ZM238 40V39H237ZM242 40H244L243 38H242ZM246 40V39H245ZM25 41V42H24ZM30 41H31V43H30ZM34 41V42H33ZM38 43H37V42ZM42 41V42H41ZM100 41V42H99ZM124 41V42H123ZM130 41V42H129ZM144 41H147L148 43H149V41L151 42V44L153 45L154 43H155V45H158L159 43H156V42H160V44L158 45L159 47H160V45H163V46H161L160 48L157 46V48H155V46H152L151 44H148V45H146V43L144 42ZM16 42V43H15ZM26 42H28V43H30L32 46H29L30 47V49L28 48L27 50H25V49H23L24 47V45L25 44H27ZM33 42V43H32ZM54 42V44L56 45H59V46H55V48L56 47H58L57 49H54L53 47H54V44L52 45V43ZM59 42V43H58ZM93 42H95V43H93ZM105 43V45L106 44H108V48H107V45H106V47H105V45L103 46V44ZM108 42V43H107ZM120 44H119V43ZM129 42V43H128ZM144 42V43H143ZM152 42H154V43H152ZM204 42V43H203ZM212 43V47H211V43ZM240 42H242V41H240ZM247 42V41H246ZM36 43V44H35ZM42 45V49H41V45ZM45 43H47V45H49L48 47H46L47 45L45 44ZM80 43H82V44H80ZM109 43H111L110 45H109ZM165 45H164V44ZM237 42H236V38L235 37H232L231 39H230V44H229V47H228V63H227V66H225V67H222L221 68V70H219V71H216L215 73H217V75L214 73L213 74V78H214V84H212V85H210V87L207 89H201V94H202V96H203V98L205 99V101L207 100V102L205 103V101H204V110H205V112H204V115L202 116L203 117V121L204 122H206L208 119H209V116L210 115H213V116H215V114L217 115V116H215L216 117V119H217V121L215 120V118H214V120L216 121V122H214L215 124L216 123H218V124H216V125H218V126H216V125H214V127H216L217 129H218V131L216 130V128H215V130L218 132H216L217 134H216V137H214V139L216 140V142H217V144H214V146L216 147H219V149H220V153H219V155H217V158H219L220 157V159L221 158H223L222 156H224L225 154H226V150H227V146H226V144H227V138H228V122L226 123V121H231L232 119H230V117H229V115H227V114H229L228 112H229V105L228 104H231V102H232V96L230 97L229 95L230 94H232V91L235 89L236 90V88H237V90H239L240 88H241V86H242V84H243V86H244V84L246 83V82H251V84L253 85L254 84V86H251L249 83H246L245 84V86L247 87H244V88H241V89H243V91L242 90H240V91H242V95L244 96L243 98H241L242 99V101H243V105H244V102H245V104H248L249 106H251L252 108H253V110H256L257 112L259 111L258 109L261 107V108H263L264 109V57H263V55L261 54L260 56L259 55H257V54H255L253 51L251 52V49H248V50H250V52H248L247 51V49L245 48V47H243L242 48V46L241 45H237L236 44ZM243 43V42H242ZM10 44V45H9ZM51 44V45H50ZM124 44H127V45H124ZM179 44V45H178ZM241 44V43H240ZM13 45V46H12ZM39 47H38V46ZM46 45V46H45ZM85 45V46H84ZM94 45V46H93ZM97 45V44H96ZM130 45V46H129ZM149 45H151L152 47L151 48H153V49H149L148 47H150ZM168 45V46H167ZM173 45V46H172ZM190 45V46H189ZM232 45V46H231ZM243 45V44H242ZM17 46H18V48L20 47H22L21 48V50H23L24 51V54L25 55H23V52L21 53L20 52V54L21 55H19V56H21L22 57V59H18V58H21V57H18L17 58V56L14 58L13 57V55H12V52H13V50H15L16 48H17ZM33 46H37V47H35L36 49H38L39 51H40V49H41V51H42V53L41 52H39L38 50H36L35 48L33 49V48H31V47H33ZM44 46H45V48H44ZM63 46H65L64 48H62ZM76 46V47H75ZM110 46V47H109ZM114 46V47H113ZM118 46V47H117ZM125 46V47H124ZM128 46H129V48H128ZM139 46V47H138ZM145 46V47H144ZM147 46V47H146ZM171 47L170 48V50H169V48L168 49H166L167 47ZM241 46V47H240ZM244 46V45H243ZM12 47V48H11ZM50 47H52L55 51H53V49L51 48V50H50ZM86 47V48H87ZM102 47H103V49H104V47H105V52H104V50H102ZM124 47V48H123ZM138 47V48H137ZM177 47V48H176ZM239 47L240 48H242L243 50H239ZM9 48H10V50H9ZM40 48V49H39ZM113 48H115V49H113ZM117 48H118V50H117ZM164 48L167 50V52L164 50ZM205 48V49H204ZM248 48V47H247ZM4 49V50H3ZM6 49V50H5ZM9 50V52H8V50ZM31 49H33V50H31ZM44 49L46 50V51H50V52H53V53H48V52H46V51H44ZM58 49H60V51L58 50ZM62 49V50H61ZM95 49H96V51H95ZM108 49V50H107ZM136 49V50H135ZM180 49H182L181 50V53H180ZM188 49V50H187ZM191 49V50H190ZM244 49H245V51H244ZM34 50H36V51H34ZM79 50V51H78ZM100 50H101V52H100ZM158 52H157V51ZM165 51V55H164V51ZM173 50V51H172ZM177 50H178V52H177ZM200 50V51H201ZM4 51V52H3ZM28 51V52H27ZM29 51H31V52H29ZM33 51V52H32ZM57 51L60 53L61 52V54H59V53H57ZM78 51V53H76ZM81 51H83V52H81ZM95 51V52H94ZM121 51V52H120ZM149 51H151V52H149ZM154 51V52H153ZM159 51L161 52L162 51V53H159ZM168 51H169V54H167L168 53ZM176 51V52H175ZM244 51V52H243ZM8 52V53H7ZM25 52H27V53H25ZM44 52L46 53V54H44ZM54 52H56V53H54ZM68 52V53H67ZM81 52V53H80ZM105 54H104V53ZM114 52H115V54H114ZM130 52V53H129ZM143 52V53H142ZM146 52V53H145ZM191 52V53H190ZM202 52V51H201ZM247 52V53H246ZM33 53H35V54H33ZM47 53H48V55H47ZM84 53H86V52H84ZM87 53V54H88ZM107 53H109L108 55H107ZM155 53H157V54H155ZM176 53H177V55H176ZM189 53H190V57H189ZM242 54V55H239V54ZM249 53V54H248ZM251 53V54H250ZM28 54H29V56H28ZM31 54H33V56L31 55ZM55 54V55H54ZM77 56H76V55ZM80 54H82V55H80ZM140 54V55H139ZM151 54H152V56H151ZM155 54V55H154ZM161 54H163L162 56H161ZM243 54H244V56H243ZM4 55V56H3ZM36 57H35V56ZM42 55H44V56H42ZM53 55V56H52ZM90 54H88V55H86L85 57H86V59H87V56H89ZM142 55V56H141ZM148 55V56H147ZM159 55V56H158ZM172 55V56H171ZM175 55V56H174ZM178 55H180V57H178ZM188 55V56H187ZM195 55V56H194ZM5 56H6V58H5ZM10 56V57H9ZM25 56H27V57H25ZM40 56L42 57V60L44 61V59H46L43 63L42 62H40L39 63V60L41 61V59H40ZM48 56H50V58L49 59H47L48 58ZM52 56V57H51ZM114 57V58H112V57ZM129 56V57H128ZM141 56V57H140ZM155 56H156V58H155ZM161 56V57H160ZM170 56V57H169ZM239 56H243L242 58L241 57H239ZM252 56H254V58H252V60H251V57ZM259 56V57H258ZM37 57H39V59H37ZM44 57V58H43ZM47 57V58H46ZM57 57V58H56ZM111 57V58H110ZM118 57V58H117ZM148 57V58H147ZM149 57L150 58H153V61L151 62L150 60L149 61H147V59H149ZM159 57H160V59H159ZM173 57V58H172ZM175 57V58H174ZM245 57V58H244ZM248 57H249V60H248ZM13 58H14V60H13ZM17 58V59H16ZM25 58H26V64H27V61L29 62L27 65H25V63H21V62H25ZM36 59V61L34 62V60ZM90 60H95L94 58L92 59V57H91V55H90ZM138 58V59H137ZM155 58V59H154ZM158 58V59H157ZM183 58H187L188 60H190L189 61V63H192V65L191 66H189V64H188V62L186 61L187 59H183ZM191 58V59H190ZM194 58V59H193ZM240 58V59H239ZM9 59V60H8ZM28 59H30V60H28ZM34 59V60H33ZM85 59V60H86ZM109 59V60H108ZM133 59H135V60H133ZM137 59V60H136ZM146 59V62L144 61ZM157 59V60H156ZM230 59V60H229ZM13 62H12V61ZM23 60V61H22ZM115 62H114V61ZM141 60V61H140ZM143 60V61H142ZM181 60V61H180ZM251 60V61H250ZM7 61V62H6ZM10 61V62H9ZM47 61V62H46ZM61 61V62H60ZM122 61H125V63H123ZM3 62H5V63H3ZM33 63L31 66L32 67H30V64L31 63ZM49 62V63H48ZM95 62V61H94ZM103 62H105V63H103ZM180 62V63H179ZM187 62V63H186ZM246 62H247V64H246ZM11 63H12V65H11ZM14 63V64H13ZM42 63V64H41ZM52 63V64H51ZM61 65H59V64ZM62 63V64H61ZM85 63H86V61H85ZM248 63L251 65L250 67L249 66H245V64L246 65H248ZM35 64V65H34ZM43 64H44V66H43ZM49 64V65H48ZM47 65H48V67H47ZM63 65V66H62ZM70 65V67H67V66H69ZM180 65V66H179ZM188 67H187V66ZM229 65H230V67H229ZM241 65H243V68L241 67ZM8 66H11V67H8ZM27 66V67H26ZM46 66V70L44 69V67ZM54 66V67H53ZM57 66H59V67H57ZM72 66V67H71ZM97 66H96V63H95V67L97 68ZM105 66H102V67H105ZM183 66H185V68L183 67ZM20 67V68H19ZM22 67V68H21ZM36 67V68H35ZM237 68V70H235L236 68ZM247 68V69H251V71H249V72H247L248 70L247 69H245V68ZM15 68H17V69H15ZM25 68H27V69H25ZM28 68L30 69V70H28ZM38 68V69H37ZM40 68H42V72H43V74H45L44 72H47L46 74L48 75V78H47V76H45V75H43V76H41L40 78L38 77V81H37V84H36V89H33V91L30 93V100L28 101V103L26 104V105H24V108H22L21 107V100H20V102H19V99H18V97L19 98H21L22 99V97L25 95V93H28V91H27V89H29V83H31L30 81V79H32V78H34L35 77V75H36V72H38V70L40 71L41 69ZM66 68V69H65ZM67 68H70L71 70H69V69H67ZM183 68V69H182ZM227 68V69H226ZM228 68H230V69H228ZM1 69H4V70H1ZM20 69V70H19ZM32 69H34L35 71H36V69H37V71L35 72L34 70H32ZM53 69V70H52ZM56 69H62V70H60V72H58ZM195 68H194V65H193V68L192 69H190V71L189 70H187V71H189V74H188V76L189 77H187L186 76V78H185V81L182 79L181 81H183V83L184 82H190L189 84L187 83V87H189V88H191V89H189V88H186V86H182L183 88H185V90H186V92H187V94H188V92H189V94H190V92L192 91L193 93H195V91H193L194 89H192L193 87H194V85L195 84H192V83H194V82H198V80L200 79L199 78V76L198 75H196V72L195 71H193ZM244 71H243V70ZM249 69V70H250ZM7 70V71H6ZM18 70V71H17ZM26 70V71H25ZM192 70V71H191ZM227 70V71H226ZM238 70L241 72V70H242V72L240 73V72H238ZM29 71H30V73H29ZM31 71H33V72H35V73H33V72H31ZM52 71V72H51ZM55 71V72H54ZM62 71H65V73L64 72H62ZM66 71H67V73H66ZM231 73H230V72ZM233 71V72H232ZM234 71H236V72H234ZM12 72V73H11ZM25 72L27 73V75L24 77V74H25ZM181 72V71H180ZM224 72V73H223ZM247 72V73H246ZM251 72V73H250ZM15 73H16V75H15ZM29 73V74H28ZM131 73V72H130ZM145 73H147V72H143V74H140V73H136V72H134V75L136 76L137 74V78H132L131 77V80H133L132 81V84L133 85H135L136 83V85H135V89H133L134 88V86H133V88L132 89H129V91L131 90V92H137V96H132V95H130L129 96V98H128V100L130 101H128L127 100V108H126V113L124 112L121 116L119 115V116H117L116 117V121L118 122V120H119V118L121 117L122 118V120L124 121V120H126V121H124V123H126V124H122L123 126H124V128H122L123 126L122 125H120V127L122 128V129H126V127H125V125L127 126V130L126 131H128L129 133H127L125 130L123 131V132H126V134H125V137H127V139L129 140V139H131L132 140V138H133V134L131 133L132 131H131V128L130 127H132V125H133V123H134V121H135V112L137 111V105H136V103H138L139 101H140V98H141V100L145 97V95H147L148 93L147 92H149V90H151L152 91V89H150L149 88V83H152V84H154L155 85V78L153 77V75H151V73H147V74H145ZM194 73H195V76H194ZM222 73V74H221ZM245 75H244V74ZM2 74V75H1ZM7 74V76H5ZM23 74V75H22ZM35 74V75H34ZM53 74V75H52ZM63 74V75H62ZM133 74V73H132ZM149 74V76L151 75L152 77L151 78H148V80H147V78H145V79H143V77L142 78H140L142 75L143 76H145V75H148ZM218 74H220V75H218ZM227 74H228V76H227ZM231 74V75H230ZM4 75V76H3ZM30 75L32 76V75H34V77H32V78H30ZM139 75H140V77H139ZM191 75H193L194 77L192 78V76ZM221 75H223L222 77H221ZM247 75H250V76H248L250 79H248L247 80V78L245 79V77L247 76ZM9 76V77H8ZM44 76H45V78H44ZM51 76V77H50ZM53 76V77H52ZM57 76V77H56ZM60 76V77H59ZM64 76V77H63ZM67 76V77H66ZM114 76V77H115ZM134 76V77H135ZM196 76H197V78H196ZM218 78H216V77ZM242 76V77H241ZM4 77H6V79H4ZM8 77V78H7ZM15 77V78H14ZM17 77V78H16ZM50 77V78H49ZM145 77H147V76H145ZM244 77V81L241 79V78H243ZM25 78V79H24ZM26 78L27 79H29V81L27 80L26 81ZM43 78L45 79V80H43ZM47 78V79H46ZM54 78H56V79H54ZM68 78V79H67ZM189 80H188V79ZM191 78V79H190ZM196 78V79H195ZM216 78V79H215ZM234 78V79H233ZM12 79V80H11ZM42 79V80H41ZM52 79V80H51ZM60 79V80H59ZM139 79V80H138ZM222 79H223V81H222ZM235 79H238L237 81H238V84H237V86L235 85V88L233 87L234 86V83H233V81L235 80ZM21 82H20V81ZM24 80V81H23ZM33 80V79H32ZM39 80H41L40 82L41 83H39ZM49 80V81H48ZM154 80V81H153ZM193 80H196V81H193ZM215 80H218L219 81V83H218V81L217 82H215ZM228 80V81H227ZM230 80V81H229ZM233 80V81H232ZM9 81V82H8ZM58 81V82H57ZM115 83L113 82V84L115 85V92H116V94L117 95H119V93L118 92H121L120 90H118L119 88L117 87L118 86V78L117 77H115ZM135 81H137V82H135ZM139 81V82H138ZM150 81H153V82H150ZM236 81V80H235ZM241 81V82H240ZM16 82V83H15ZM28 82V83H27ZM50 82V83H49ZM221 82H223L224 84H222ZM244 82V83H243ZM39 83V84H38ZM45 83V84H44ZM47 83V84H46ZM52 83H54V85L52 84ZM56 83V84H55ZM66 83V82H65ZM68 83V82H67ZM70 83V82H69ZM139 83V84H138ZM178 83H179V85L180 84H182L181 82H179L178 81ZM178 83L177 84H175V86H178ZM221 83V84H220ZM240 83V84H239ZM8 84H7V86H8ZM22 84V85H21ZM27 84H29V85H27ZM43 84L45 85V86H43ZM50 84V85H49ZM219 84V85H218ZM249 84V85H248ZM68 85V87H67V89L69 88V84H67ZM66 84H65V87L67 86ZM190 85L192 86V87H190ZM233 85V86H232ZM238 85H239V87H238ZM258 85V86H257ZM9 86H10V84H9ZM17 86V87H16ZM21 86V87H20ZM23 86V87H22ZM28 86V87H27ZM39 86L42 88V89H44L45 91H46V93H47V96H46V94L43 96V100L41 101L42 103H41V105H48V106H50V108H51V106L53 105V102H54V106H52L53 108H55V109H53V111H55V112H52V110L49 108V112H48V110L46 111L45 110V112H43V111H41L40 109V111L42 112V114H41V112L40 111H38V110H33L34 109V107H28V104L29 103H31V100H32V98H33V96H35L36 95V92L37 93H39ZM57 86H59L58 88H56ZM165 86V85H164ZM164 86H162V88L161 89H170L169 87H164ZM174 86V88H176ZM222 86V87H221ZM257 86V87H256ZM52 87V88H51ZM53 87H55V88H53ZM182 87L180 88L179 86H178V88H180V89H178V90H181L182 89ZM254 87V88H253ZM6 89V94H5V90L4 89ZM47 88V89H46ZM247 90H246V89ZM249 88V89H248ZM257 88V89H256ZM66 89V90H67ZM143 89L145 90L144 92H143ZM148 89V90H147ZM191 90V91H187V90ZM255 89V90H254ZM23 90V91H22ZM63 90H65V88L64 89H62L61 90V92H63ZM81 90H83V89H81ZM184 90V89H183ZM183 90H181V91H178V92H176V93H180L181 95L182 94H186V92H185V90H184V92L182 93V91ZM197 90H199V89H197ZM206 90V91H205ZM236 90V91H237ZM245 90V91H244ZM2 91H3V93H2ZM7 91H8V93H7ZM20 91H22V92H20ZM49 91V92H48ZM200 91V90H199ZM240 91H238V93H240ZM10 92V93H9ZM145 92H146V94H145ZM197 92V91H196ZM260 92H262V93H260ZM1 93H2V95H1ZM32 93H33V95H32ZM35 93V94H34ZM58 93V92H57ZM209 95H208V94ZM218 95H217V94ZM229 95H228V94ZM245 93H247V96L249 97V95L251 94V96L249 97V98H247L246 97V94ZM248 93H249V95H248ZM258 93V94H257ZM14 96H13V95ZM24 94V95H23ZM220 94H222V96H220ZM254 94V95H253ZM9 95H11V96H9ZM16 95V96H15ZM140 95V96H139ZM214 95V96H213ZM225 95V96H224ZM227 95V96H226ZM12 97V99L11 98H9V97ZM18 96V97H17ZM32 96V97H31ZM51 97V98H49V97ZM143 96V97H142ZM180 96V95H179ZM213 98H212V97ZM45 97V98H44ZM205 97H207V98H205ZM229 97H230V100H229ZM63 99V101L61 100V99ZM228 98V99H227ZM11 99V100H10ZM44 99L45 100H47V101H44ZM56 99V100H55ZM58 99H60V100H58ZM131 99V100H130ZM137 99V100H136ZM227 101H226V100ZM244 99H250L249 100V103H247L248 101H246V100H244ZM18 100V101H17ZM49 100H50V103H51V105H49L48 104V102H49ZM56 102H59V101H62L61 103L59 102V103H55V101ZM212 100V101H211ZM223 102H222V101ZM225 100V101H224ZM229 100V101H228ZM9 101V102H8ZM15 101H17V102H19V105L17 104V102H15ZM44 101V102H43ZM138 101V102H137ZM209 101H211V103L209 102ZM12 102V103H11ZM65 102V101H64ZM215 102V103H214ZM219 102V103H218ZM230 102V103H229ZM14 103V104H13ZM130 103H133V104H130ZM223 103H224V105H223ZM242 103V102H241ZM130 104V105H129ZM134 104L136 105L135 107H134ZM215 104V105H214ZM251 104V105H250ZM16 105V106H15ZM56 105H57V108H56ZM64 105V106H63ZM133 106V108H132V106ZM207 105V106H206ZM223 105V106H222ZM3 106L5 107V108H3ZM7 106V107H6ZM29 106H30V104H29ZM63 106V107H62ZM209 106H211V107H209ZM213 106V107H212ZM215 106H217V107H215ZM225 106H227V107H225ZM231 106V105H230ZM256 106V107H255ZM20 107V108H19ZM219 107V108H218ZM221 107V108H220ZM18 108H19V110H18ZM28 110H27V109ZM29 108H30V110H29ZM129 108H130V110H129ZM132 108V109H131ZM136 108V109H135ZM209 108V109H208ZM212 108V109H211ZM215 110H214V109ZM16 109V110H15ZM57 109H59V111L57 110ZM129 110V112H128V110ZM135 109V110H134ZM211 109V110H210ZM218 109H221V110H218ZM243 109V108H242ZM18 110V111H17ZM51 110V111H50ZM64 110H66V108L64 109ZM63 110V111H64ZM241 110V109H240ZM25 111H27V112H25ZM34 111V112H33ZM35 111H37V112H35ZM208 111V112H207ZM209 111H211V112H209ZM242 111V110H241ZM28 112H31V114L30 113H28ZM127 112H128V116H127ZM133 112V113H132ZM244 112V111H243ZM259 112H261V113H264V111L263 110H261V111H259ZM16 113H18V115H16ZM26 113V114H25ZM36 113V115H38V116H36L37 118H35V114ZM39 113L41 114V115H43V116H41V115H39ZM45 115H44V114ZM48 113H49V115L51 114H53V116H49L48 115ZM61 113H63V112H61ZM211 113V114H210ZM213 113V114H212ZM225 113V114H224ZM28 114V115H27ZM32 114H33V116H32ZM28 117H27V116ZM46 115L48 116L47 118H50V119H52V120H49V119H47L46 121H45V118H46ZM221 115H223L222 116V118H220L221 117ZM17 116H18V118H17ZM24 116V117H23ZM39 116H41L43 119H44V121L43 122H39V121H42L43 119H41ZM125 117V118H123V117ZM207 118H206V117ZM220 116V117H219ZM20 117V118H19ZM23 117V118H22ZM27 119H26V118ZM30 117V118H29ZM119 117V118H118ZM134 117V118H133ZM219 117V118H218ZM229 117V119H227V118ZM241 117H243V114H241ZM26 120H25V119ZM28 118H29V120H28ZM41 119V120H38V119ZM121 118H120V120H121ZM128 118H129V122H127L128 121ZM205 118V119H204ZM22 119V120H21ZM31 119V120H30ZM35 121V120H37V121H33V120ZM134 119V120H133ZM242 119H248V118H246V117H243V118H241V120ZM18 120V121H17ZM20 120H21V122H20ZM122 120H121V123H123L122 122ZM131 120V121H130ZM220 120V121H219ZM8 121H11V122H8ZM23 121H25V123H23ZM28 121H30V123H28V124H26ZM33 121V122H32ZM48 121V122H47ZM238 121H240V120H238ZM243 121V120H242ZM245 121V120H244ZM37 122H38V124H37ZM44 122H45V124H44ZM47 122V123H46ZM133 122V123H132ZM21 123V124H20ZM34 123V124H33ZM42 123V125H40ZM120 123V121H119V123L117 124H115L116 126H118L119 124H121ZM222 123V124H221ZM239 123V122H238ZM14 126H13V125ZM23 124V125H22ZM29 124H30V126H29ZM32 124V125H31ZM243 124V123H242ZM20 125H22V127L20 126ZM25 125H27V127L25 126ZM35 125H37V126H35ZM115 125H114V127H115ZM240 125H241V123H240ZM20 126V127H19ZM31 126H33V127H31ZM227 126V127H226ZM242 126V125H241ZM13 127V128H12ZM18 127V128H17ZM119 127V128H120ZM219 127V128H218ZM224 127V128H223ZM20 128V129H19ZM21 128L23 129V130H21ZM29 128V129H28ZM116 128H118V127H116ZM120 128V129H121ZM223 128V129H222ZM16 129H18V130H16ZM118 130L119 132H122L121 130ZM219 129H220V131H219ZM242 129H243V126H242ZM242 129H240L241 130V133L240 134H243V135H241V138H242V141H241V145H242V148H243V146H246V148L248 147V150H249V148L252 150V149H254L253 151H251V150H249L250 152H247L246 151V154H249V156H251L250 158L251 159H253V160H256V161H259V163H258V166H259V164L261 165L260 167H264V133L262 132V134H261V132H259L261 135L259 136H257V134H250V132L248 133V132H246V131H244V132H242L243 130ZM27 130V131H26ZM140 130V129H139ZM139 130H138V132L137 133H139L140 134V132H139ZM17 131H18V133L20 132V134H17ZM22 131H24V132H22ZM131 131V132H130ZM140 131H142V130H140ZM144 131V130H143ZM143 131H142V133L141 134H145V133H143ZM37 132V129H34V133H36ZM245 132H246V135H245ZM25 133H27V135H24ZM247 133H248V135H247ZM23 134V135H22ZM123 133H121L120 135H122ZM127 134H129V135H131L130 136V138H128V136L129 135H127ZM140 134V135H141ZM205 135H207V134H205ZM219 135V136H218ZM249 135H250V137H249ZM4 136V137H3ZM20 136H21V138H20ZM26 136V137H25ZM256 138H255V137ZM262 136V137H261ZM16 137V138H15ZM142 138H144V136L142 135L141 136ZM223 137V138H222ZM249 137V138H248ZM4 138V139H3ZM7 138V139H6ZM27 138V139H26ZM145 138H146V136H145ZM248 138V139H247ZM23 139H24V141H23ZM245 139V140H244ZM10 140V141H9ZM28 140V141H27ZM130 140V141H131ZM225 140V141H224ZM81 141H82V139H81ZM257 141H258V143H257ZM5 142V143H4ZM9 142V143H8ZM260 142V143H259ZM225 143V144H224ZM243 143V144H242ZM254 143V144H253ZM10 144H11V146H10ZM23 144V145H22ZM25 144V145H24ZM27 144V145H26ZM33 144V145H32ZM49 144V143H48ZM4 145V146H3ZM29 145V146H28ZM6 146H7V148H6ZM9 146V147H8ZM19 146H21V147H19ZM24 146H27V147H24ZM224 146L226 147V148H224ZM252 146V147H251ZM5 147V148H4ZM12 149H11V148ZM23 147V148H22ZM39 147V148H38ZM221 147V148H220ZM3 148V149H2ZM9 148V149H8ZM28 148V149H27ZM34 148V149H33ZM38 148V149H37ZM224 149V150H222L221 151V149ZM259 148H261V149H259ZM24 149H25V151H26V149H27V152H25L24 151ZM41 149V150H40ZM130 149L131 148H129V151H130ZM226 149V150H225ZM3 150V151H2ZM11 150H13V152L11 151ZM18 150V151H17ZM21 150V151H20ZM30 150V151H29ZM36 150V151H35ZM132 150V149H131ZM257 150H259V151H257ZM260 150H261V152H260ZM2 151V152H1ZM34 152V153H32V152ZM7 153V154H5V153ZM9 152V153H8ZM16 152V153H15ZM18 152H19V154H18ZM23 152V153H22ZM36 152V153H35ZM242 152H243V150H242ZM263 152V153H262ZM10 153H12V154H10ZM15 153V154H14ZM21 153V154H20ZM24 153H26V154H24ZM31 153H32V155H31ZM224 153V154H223ZM260 153H262L263 155H260ZM22 154L23 155H25V161H27V159H26V157H28L29 156V159H28V161L27 162H25L24 160H22L23 159V157H22ZM222 154V155H221ZM243 154L244 153H242V157H243ZM251 154H253V156L251 155ZM259 154V155H258ZM10 155V156H9ZM14 155H15V157H16V159L18 158V160H15L14 158ZM19 155H21V156H19ZM8 158H7V157ZM13 157V160H12V157ZM226 156V155H225ZM20 157H22V159L20 158ZM32 157V158H31ZM255 157H256V159H255ZM260 157V158H259ZM11 158V159H10ZM259 158V159H258ZM6 159V160H5ZM35 159V158H34ZM263 159V160H262ZM14 160H15V163H17V164H19V166H21V167H19V168H21L20 170H23V171H19L18 172V170L17 171H15L16 169H13V166L12 165H14V167H15V165L16 164H13L14 163ZM21 160V161H20ZM223 160H225V158H223ZM0 161V164L1 163H4V162H1ZM7 161V162H6ZM17 161V162H16ZM22 161H24L23 163L24 164H22ZM222 160H220V162H221ZM127 162V167H125L127 170L128 169H130L131 168V171H132V165L130 164V163H132L131 161H130V159H129V161H126ZM125 162V163H126ZM253 162H255V161H253ZM9 163V164H8ZM11 163H12V165H11ZM21 163V164H20ZM26 163V164H25ZM120 163V165H121V163L122 164H124V162H119ZM221 163H222V165L224 166H221L222 167V169H220L219 167H220V165H221ZM220 163V165H219V167H218V172H219V170L221 171L220 173H218V172H216L217 173V175H219V178H220V180L218 181L217 179H216V184L214 185L213 184V182L212 181H208V182H206L207 180L205 179L204 180V178L202 177L201 178V180H200V178L198 179V181L197 180H192V182L190 183V182H188V190H187V193L188 194H190V195H188V194H183L182 195V193L180 192V191H178V196L176 195V198H168V197H164V199H163V197L162 198H160V199H163L162 201L160 200V199H158V200H160L161 202H158V207H156V209H155V211H156V213L154 212V214L151 212V207H150V209H149V204H151V203H149V198H148V200H146L147 199V197H146V199H144V200H146L148 203V207L146 208V209H148V210H150V212L148 213V211L146 212L145 210H143L144 212H145V214L146 213H148V214H146L147 215V219H146V216H145V214H144V216H143V211H142V209H141V216H140V212H137L136 210L138 209V211L140 210L139 208H143L145 205L144 204H146V203H144V202H146V201H142V203H144V204H142V203H138L137 201H135V199L133 200V198L134 197H132L133 196V191H134V188H133V184H132V181H131V183H129V184H125V185H122V186H118V185H116V190H115V193H116V202L118 201L119 203H116L115 205H116V208H120V206H121V210L120 209H118V210H120L119 211V214H118V212H117V214H116V212L114 213L117 217L120 215V213H121V215L117 218L113 213H109L108 214V212H107V214H106V212L105 213H103L104 211H103V207H102V212H99L100 214L101 213H103L102 215H104V216H102L101 215V217H100V214L98 215V217L96 218V220H93V221H95L94 223H98L97 225H98V229H100L98 232H101L102 230H103V232H101V233H99V235H98V233H97V238L98 239H102L101 237H103L104 235H102L103 233H105V234H108V231H105V229L104 228H106V230H110V229H113V233L111 234V238H113L114 237V235L116 234V232H117V230H118V232H117V234L116 235H118V233H119V231L121 232L122 230H124L125 228H127L128 226V228H129V231H130V233H129V231L127 232V233H129L128 235H127V240H129L128 242H129V244L132 242V244L130 245V252H127V251H125V249H124V251L123 250H121L120 248V250L118 249V247H113V249L111 248V250L110 251H106V253L103 255V251L102 250H100L101 251V256H104V258H102L101 256H100V252H98V251H96L95 252V254L96 255H98V256H100V257H98V258H100V259H102L101 261V264H106V261L107 262H109V261H111L110 263H107V264H118V262H120L119 264H121V262H122V264H175V262H176V264H234L235 262V264H246L245 263V255H246V250L247 249H252L251 251H249V253H250V262L248 261V263H250V264H262V262H264V261H262V260H264L263 258L262 259H260L261 257H264V254H263V256L261 255V256H258V255H260V254H262L261 252H260V254H259V251L257 252V250L255 251V249H256V247L254 248V246L251 248V246L252 245H255V240L253 239L254 237H256V236H254L253 237V235L252 234H250L251 232H250V230H248V227H250L251 228V226L254 224V222L257 220V217L258 218H262L263 216H264V181L261 183V186H260V184H259V190H258V188L257 187H253V188H251V189H253L254 190V192L252 191V190H249L248 192H249V194H244V196H242V200H240L239 199V202L238 203H234L235 205V207H234V209H233V206H232V203H231V201H229V200H231V198L229 197L230 196V192H229V190H230V187H227L229 184H226V181H227V179H225L226 178V175H224L223 173H225V174H227V172H225L224 171V168L226 169V171H227V168H226V164H224V163H227L226 161L225 162H221ZM256 163V164H257ZM9 165V167H10V169H7V167H8V165ZM263 164V165H262ZM24 165V166H23ZM5 166H7V167H5ZM29 166H30V164H29ZM3 167H5V168H3ZM8 167V168H9ZM12 167V168H11ZM16 167H18V165H16ZM23 167H25L24 169H25V171H24V169H22ZM27 167H28V165H27ZM123 169H125L124 167H122ZM178 168H180L181 169V167H178ZM177 168V169H178ZM5 169V170H4ZM180 169H178V170H180ZM2 170H4L5 172L6 171H8V172H3ZM30 170V169H29ZM182 170V169H181ZM174 171L175 172V174L177 175V173H178V175H180L181 173H182V171ZM16 172V173H14V172ZM130 170H129V172H128V174H127V178H129L130 180H133V178H134V176H133V172H131ZM217 171V170H216ZM223 171V172H222ZM4 174H6V176L5 175H3V173ZM23 172V173H22ZM28 173V172H27ZM183 174H184V172H183ZM177 175V176H178ZM220 175H222V176H220ZM3 176V177H2ZM34 176V175H33ZM32 176V177H33ZM185 175H183V178H185L184 177ZM32 177H30V179L32 178ZM180 177H182V174H181V176ZM216 177V176H215ZM34 178V177H33ZM36 178V177H35ZM35 178H34V180H32V181H36L35 180ZM218 178V177H217ZM10 179V180H9ZM222 179H225V180H222ZM29 181V179H27V181L26 182H24L25 183V185H26V187L31 191V193H33L34 195H36V196H39V194L38 193H40L39 191H36L37 192V194H36V192H35V190H36V182L34 183V182H32V183H34L35 184V186H33L32 185V183H31V180H30V182L29 183H27ZM223 181H225L224 183H223ZM27 183V184H26ZM30 183H31V185L32 186H30ZM193 184V185H192ZM197 184V185H196ZM204 184V185H203ZM211 184V185H210ZM227 186H226V185ZM263 184V185H262ZM30 187H29V186ZM195 185V186H194ZM218 185V186H217ZM12 186V187H11ZM115 186V185H114ZM194 186V187H193ZM217 186V187H216ZM220 186V187H219ZM222 186H224V188L222 187ZM225 186H226V188H225ZM32 187V188H31ZM120 187V188H119ZM214 187V188H213ZM118 188H119V190H118ZM126 188H127V190H126ZM192 188H193V190H192ZM212 188V189H211ZM34 189V190H33ZM113 189V188H112ZM209 189V190H208ZM218 189V190H217ZM6 190V191H5ZM10 190H12V192H10V193H12V194H9V191ZM38 190V189H37ZM133 190V191H132ZM213 190V191H212ZM132 191V192H131ZM204 191V192H203ZM209 191H210V193H209ZM262 193H260V192ZM6 192L8 193V195L9 196H13V197H10V198H6V197H9V196H6L7 194H6ZM119 194H118V193ZM191 192V193H190ZM218 192V193H217ZM258 192V193H257ZM2 193V194H1ZM4 193V194H3ZM14 193H15V197H14ZM130 193V194H129ZM132 193V194H131ZM148 193V192H147ZM197 193V194H196ZM254 193V194H253ZM256 193V194H255ZM124 194V195H123ZM129 195V198H128V195ZM208 194H209V196H208ZM222 194V195H221ZM251 194H252V196L253 197H251ZM259 194V195H258ZM4 195H5V197H4ZM125 195H126V197H125ZM183 196V199H182V196ZM185 195V196H184ZM187 195V196H186ZM193 195V196H192ZM198 195H200V197H197ZM121 196V197H120ZM122 196H124L125 198H126V202H123L124 200H125V198L124 197H122ZM170 196V195H169ZM172 196H174L173 194H172ZM191 196H192V198H191ZM196 196V197H195ZM256 196V198H254ZM17 197V199H15ZM175 197V196H174ZM177 197H180V198H178L177 199ZM195 199H194V198ZM246 197H248V198H246ZM250 197H251V202H250ZM258 197V198H257ZM119 198V199H118ZM124 198V199H123ZM188 198V200H186ZM191 198V199H190ZM196 198H198V199H200L201 200V202L199 203V201L200 200H198V199H196ZM226 198V199H225ZM261 198V199H260ZM3 199H5L4 201H2ZM8 199H10L9 201H6V200H8ZM11 199H13L14 201H11ZM19 199H21V200H19ZM118 199V200H117ZM129 199V200H128ZM131 199V200H130ZM166 199V200H165ZM176 199V201H174ZM183 200V201H181V200ZM184 199L186 200V202L184 201ZM206 199V200H205ZM225 199V200H224ZM246 199V200H245ZM248 199H249V201H248ZM253 199V200H252ZM257 199H259L258 201H257ZM22 200H24V201H22ZM120 200V201H119ZM122 200V201H121ZM135 201V202H137L136 204L138 205V204H140V205H138V207L139 208H136L137 207V205H135V202H133V201ZM167 200H169V202L167 201ZM171 200V201H170ZM178 200L180 201L179 202V204H178ZM261 200V201H260ZM151 201V200H150ZM165 201H167V202H165ZM173 201V202H172ZM214 201H216V202H214ZM245 201V202H244ZM247 201H248V203H250V205L251 206H253V207H250V205L248 204V206H247ZM253 201V202H252ZM11 202V203H10ZM17 202H19V203H17ZM21 202V203H20ZM127 202H129V203H127ZM134 204H132V203ZM173 204H172V203ZM182 202V203H181ZM185 202V203H184ZM4 203H8V204H4ZM14 203V205H11V204H13ZM23 203V204H22ZM123 203V204H122ZM131 203V204H130ZM163 203V205H161ZM175 203L179 206L178 208H177V205L175 206ZM184 203V204H183ZM193 203H195V205L193 204ZM4 204V205H3ZM119 204V205H118ZM126 204H127V206H126ZM170 204V205H169ZM173 206H172V205ZM181 204H182V206H181ZM193 205V207H192V205ZM202 204V205H201ZM206 204V205H205ZM216 204V205H215ZM245 204V205H244ZM258 204V205H257ZM259 204H261V205H259ZM16 205V206H15ZM19 205H20V207H26V209H28L29 210V208H30V206H32V207H34V210H27V211H23V214H24V212H25V215H27V216H25V218H23L24 217V215L22 214V215H20V217L21 218H23V219H25V220H23V219H21L16 213L18 212V211H16V207L17 208H19ZM125 205V206H124ZM142 205V206H141ZM152 205V208L154 207V205L153 204H151ZM187 205V206H186ZM210 205H212V206H210ZM257 205V206H256ZM5 206V207H4ZM9 206H11V207H9ZM41 206V207H40ZM59 206V205H58ZM101 206H102V204H101ZM118 206V207H117ZM128 206H130V207H128ZM132 206V207H131ZM136 208H134V207ZM147 206V205H146ZM159 206H161V207H159ZM163 206V207H162ZM170 206H171V208H170ZM201 206V207H200ZM203 206V207H202ZM208 206V207H207ZM220 206V207H219ZM224 206V207H223ZM241 206V207H240ZM10 208V209H8V208ZM13 207V208H12ZM38 207V208H37ZM99 207H100V204H99ZM127 209H126V208ZM189 207V208H188ZM190 207H192V208H190ZM196 207V208H195ZM200 207V208H199ZM212 207H213V210H212ZM227 207H229V208H227ZM231 207V208H230ZM238 207H239V209H238ZM5 208V209H4ZM6 208H7V210H6ZM129 208V209H128ZM134 208V209H133ZM157 208H158V210H157ZM170 208V209H169ZM172 208H174V210L172 209ZM181 208V209H180ZM183 208H184V210H183ZM194 208V209H193ZM207 208V209H206ZM221 208V209H220ZM124 209V210H123ZM154 209V208H153ZM159 209H160V211L161 212H159ZM165 209V210H164ZM188 209H189V212H188ZM191 209H192V211H191ZM199 209V210H198ZM223 209V210H222ZM226 211H225V210ZM230 209H231V211H230ZM244 209V210H243ZM247 209H248V211H247ZM251 209V210H250ZM8 210H9V213L7 214L6 213V211L8 212ZM12 210V211H11ZM15 210V211H14ZM100 210V211H101ZM117 210V211H118ZM173 210V211H172ZM176 210V211H175ZM187 212H186V211ZM209 210V211H208ZM227 210H229V211H227ZM240 210V211H239ZM260 212V213H257L258 211ZM3 211V212H2ZM34 214H37L36 216H38V217H36V218H38L37 220H36V218H35V214L34 215H32V214H30L31 212ZM34 211H36V212H34ZM126 212V213H123V212ZM134 211H136V213L134 212ZM168 211H169V213L171 214V215H173V216H171L169 213H168ZM182 212V213H180V212ZM191 211V212H190ZM196 213H195V212ZM199 211V212H198ZM10 212H12L15 216H13V214H12V216H11V214H10ZM20 212V211H19ZM19 212H18V214H19ZM132 212H134L133 214H132ZM163 212V213H162ZM226 212V213H225ZM231 212V213H230ZM242 212H245V213H242ZM2 213V214H1ZM6 213V214H5ZM26 213H28V214H26ZM123 213V214H122ZM165 213V214H164ZM168 213V214H167ZM178 213V214H177ZM187 213V214H186ZM200 213H202V214H200ZM213 213V214H212ZM224 213V214H223ZM254 213H256V215H253ZM5 216H4V215ZM10 214V216H8ZM21 214V213H20ZM38 214H40V215H38ZM108 216H106V215ZM113 214V215H112ZM128 215V217L127 216H125V215ZM137 214V215H136ZM182 214H184L185 216H182ZM192 214H194V215H191ZM228 214V215H227ZM263 214V215H262ZM2 215H3V217H2ZM30 215H32V217L34 218V220L35 221H33V218L30 216ZM42 215V216H41ZM111 215H112V217H111ZM153 215H154V217H153ZM162 217H161V216ZM165 215V216H164ZM170 215V216H169ZM177 215H180V217L179 216H177ZM199 215H201V216H199ZM211 215V216H210ZM224 215V216H223ZM253 215V216H252ZM8 217L7 219L9 220V217H11V222H10V220H9V223H7L8 221H6V218L5 217ZM16 216H18V219H17V217ZM29 216V217H28ZM50 218H49V217ZM127 217L126 219L124 218V217ZM132 216V217H131ZM137 216V217H136ZM142 218V217H144V219L142 218L141 219V221H140V218ZM164 216V217H163ZM177 216V218H175ZM188 216H190V217H188ZM197 216V217H196ZM221 216V217H220ZM254 216H257V217H254ZM12 217H16V220L15 219H13ZM27 217V218H26ZM48 217V218H47ZM100 217V218H99ZM105 217H106V219H105ZM110 217V218H109ZM113 217H115L119 222H116L117 220L115 219V220H113ZM121 217H123L122 219H121ZM131 217V218H130ZM159 217V218H158ZM168 219H167V218ZM174 217V218H173ZM183 219H182V218ZM187 217V218H186ZM2 218H5V219H2ZM20 218V219H19ZM30 218H32V219H30ZM111 218H112V220L113 221H111ZM120 218V219H119ZM128 218H129V222H130V225H129V223H128ZM134 218H136L135 220H134ZM138 218V219H137ZM151 218V219H150ZM162 218V219H161ZM189 218H193V221H192V219H190V221H189ZM220 218V219H219ZM256 218V219H255ZM14 221H13V220ZM26 219H28V220H26ZM30 219V220H29ZM99 219H100V221H101V223H100V221H99ZM149 219V220H148ZM173 219V220H172ZM188 219V220H187ZM198 219V220H197ZM200 219V220H199ZM40 220V221H39ZM46 220V221H45ZM106 220V221H105ZM110 220V221H109ZM121 220H123V221H121ZM142 220L145 222H142ZM177 222H176V221ZM179 220V221H178ZM185 220V221H184ZM186 220H187V222H186ZM210 220V221H209ZM4 223H3V222ZM13 221V222H12ZM21 221V222H20ZM27 221V222H26ZM29 221V222H28ZM39 223H38V222ZM42 221H43V223H44V225H43V223H42ZM45 221V222H44ZM96 221H99V222H96ZM121 221V222H120ZM195 221H197L196 223H195ZM208 221V222H207ZM33 222V223H32ZM62 222H64V221H62ZM61 222V223H62ZM104 222V223H103ZM106 222L108 223V225L106 224ZM127 222V223H126ZM139 222V223H138ZM157 222H159V223H157ZM181 223V224H179V223ZM190 223V226L188 225L189 223ZM192 222V223H191ZM4 225H7V224H10L9 226H11L12 227V225H14L15 226V224H16V226H18V227H14L15 228V230H16V233H15V230H13L11 227L9 228H7V229H5V227H2L3 226V224ZM13 223H15V224H13ZM19 225H18V224ZM21 223V224H20ZM29 223V225H26V224H28ZM42 223V224H41ZM60 223V225H59V227L60 228H63V226H64V224H65V222L64 223H62L61 224ZM93 223V222H92ZM111 223H113V224H111ZM206 224L205 226L203 225V224ZM209 223V224H208ZM12 224V225H11ZM24 224V225H23ZM34 224V225H33ZM40 224V225H39ZM99 224H100V226H99ZM103 224H104V226H103ZM105 224H106V226H105ZM116 224V225H115ZM121 224H124L123 226L125 227V228H123V226H121ZM128 224V225H127ZM132 224H134V226H135V229L137 230H135L134 228H132ZM136 224V225H135ZM143 225V227H142V225ZM145 224V225H144ZM148 225V227H147V225ZM152 224V225H151ZM158 224V225H157ZM160 224V225H159ZM193 224V225H192ZM247 225V229H245V226L244 225ZM109 225H111V227L109 228ZM113 225H115V226H117V227H114ZM139 225V226H138ZM151 225V226H150ZM188 226V227H184V226ZM201 225H203V226H201ZM218 225V226H217ZM8 226V225H7ZM6 226V227H7ZM20 226V227H19ZM23 226V227H22ZM28 226V227H27ZM62 226V227H61ZM108 226V227H107ZM123 228H121V227ZM133 226V227H134ZM144 226H145V232L143 231L144 230ZM165 226V227H164ZM193 226V227H192ZM214 227V229H213V227ZM102 227H103V229H102ZM118 227H120V228H118ZM140 229H139V228ZM170 228V230H169V228ZM172 227H173V229H172ZM183 227V228H182ZM218 227V228H217ZM21 228H23L24 230H22ZM26 228L28 229V230H26ZM33 228V229H32ZM57 228V227H56ZM115 228V229H114ZM131 228V229H130ZM157 228V229H156ZM161 229V232H160V229ZM163 228V229H162ZM179 228V229H178ZM209 228V229H208ZM211 228V229H210ZM216 228V229H215ZM249 228V229H250ZM10 229H11V231H10ZM19 229V230H18ZM31 229V230H30ZM122 229V230H121ZM165 229V230H164ZM181 229V230H180ZM187 229H189V232H187ZM192 229V230H191ZM195 229V230H194ZM2 230V231H1ZM30 230V231H29ZM39 230H41V231H39ZM134 230H135V232H134ZM174 230V231H173ZM180 230V231H179ZM206 230H208V231H206ZM246 230H248V231H246ZM4 231V232H3ZM13 231H14V233L15 234H13ZM32 231V232H31ZM35 231V232H34ZM112 231V230H111ZM158 231V232H157ZM171 231H173V232H176V234H173V232H171ZM182 231L183 232H186V233H182ZM190 231H192V233L190 232ZM204 231V232H203ZM34 232V233H33ZM137 232V233H136ZM139 232V233H138ZM182 234H181V233ZM213 232V233H212ZM6 233L8 234V236L6 235ZM19 233V234H18ZM38 233V234H37ZM133 233L135 234V235H133ZM145 233V234H144ZM188 233V234H187ZM249 235H247V234ZM1 234V235H2ZM16 234H18V236L16 235ZM114 234V235H113ZM147 234V235H146ZM173 234V236H171ZM190 234H191V236H190ZM254 234V233H253ZM15 235V236H14ZM133 237H132V236ZM138 235V236H137ZM146 237H144V236ZM168 235V236H167ZM181 237V239H180V237ZM189 237H188V236ZM202 235V236H201ZM205 235V236H204ZM3 236V235H2ZM2 236H0L1 238H0V244H3V246H1L0 245V247L2 248V249H0V253H2V254H0V256L2 257H0L1 259H0V264H20L19 262H16V260H18V261H20L21 259L23 260V262L21 263V264H23V263H27V260L25 259V256H27V258H29L32 262H33V264H40L39 262L37 263L36 261H34V260H37V261H39L40 260V255L41 254H38V252L40 253L41 252V250H43L42 248H39V250L38 249H36V250H38V252H37V255H36V253H35V251L33 250H27V252L28 253H26V250H24L25 252H23V251H20L21 249H18L19 251H18V253H17V251L14 253V250H7L6 248H5V246L6 247H8V243L6 244L4 241V239L5 238H3ZM113 236V237H112ZM136 236V237H135ZM142 236H143V238H142ZM159 236V237H158ZM166 236H167V238H166ZM169 236H171L172 237V239L169 237ZM175 236V237H174ZM177 236V237H176ZM187 238H186V237ZM248 236V237H247ZM253 237V238H251V239H253V241H254V244H250V243H252V240L251 239H248L249 237ZM83 237H84V244H85V246L83 247V249L82 250H84V251H82L83 252V254H85L86 255V253H84V252H86V247H88L87 246V244H86V239H87V237H86V233L85 234H83ZM148 237V238H147ZM161 237V238H160ZM179 237V238H178ZM2 238H3V240H2ZM130 238H132L131 240H137V242L136 241H131L130 240ZM142 238V239H141ZM163 238V239H162ZM169 238V239H168ZM174 238H178L177 240H179L178 242H180V243H177V240L175 239V242H174ZM185 238V239H184ZM197 238V239H196ZM210 240H209V239ZM242 238V239H241ZM262 238H263V236H262ZM141 239V240H140ZM146 239V240H145ZM159 239V240H158ZM195 239H196V241H195ZM200 239H201V243H200ZM246 239H248L247 241H246ZM259 239H261L260 237H259ZM151 240V241H150ZM169 240H171V241H169ZM193 240H194V243H193ZM204 240V241H203ZM241 240V241H240ZM1 241H2V243H1ZM27 241L29 242L30 240H29V238L27 239ZM103 241H105V240H103ZM140 241V242H139ZM144 241V242H143ZM156 241V242H155ZM164 241V242H163ZM166 241V242H165ZM167 241H168V243H167ZM199 241V242H198ZM207 241H208V244H207ZM238 241V242H237ZM246 241V243H244L243 244V242H245ZM133 242H135L136 243V245L137 244H139L138 246H135V243H133ZM162 242H163V244H162ZM169 242H172V243H169ZM240 242V243H239ZM248 242V243H247ZM259 242H261L260 240H259ZM154 243V244H153ZM159 243V244H158ZM165 243V244H164ZM175 243H177V244H175ZM198 245V246H196V247H194V245ZM198 243V244H197ZM143 244V245H142ZM188 244H190L189 246H188ZM202 244V245H201ZM227 244H229L228 246H227ZM239 244H242V245H244L246 248H244V246H239ZM248 244V245H247ZM134 245V246H133ZM160 245V246H159ZM162 245V246H161ZM206 245V246H205ZM132 246H133V248H132ZM164 246V247H163ZM188 247V248H182V247ZM227 246V247H226ZM233 246V247H232ZM248 246V247H247ZM138 247V248H137ZM156 247V248H155ZM158 247V248H157ZM172 247H174V248H172ZM237 247V248H236ZM5 250H4V249ZM41 249V250H40ZM116 249V250H115ZM135 249V250H134ZM152 249H156V250H152ZM169 249L171 250V251H169ZM181 250V252H182V254H180L181 252H180V250ZM184 249V250H183ZM113 250V251H112ZM183 250V251H182ZM194 250V251H193ZM253 250L255 251V253H258V255L257 254H255L254 252H253ZM2 251V252H1ZM6 251V252H5ZM8 251V252H7ZM10 251H12V252H10ZM89 251V249L87 250V252ZM120 251V252H119ZM123 253H122V252ZM190 251H192V252H190ZM5 252V253H4ZM10 252V253H9ZM21 252V253H20ZM30 252H31V254H30ZM33 252V253H32ZM43 252V251H42ZM46 252V251H45ZM115 252V253H114ZM142 252H143V254H142ZM177 252V253H176ZM179 252V253H178ZM7 253V254H6ZM11 253H12V255H11ZM26 253V254H25ZM47 253V252H46ZM45 253V254H46ZM99 253V254H98ZM118 253V254H117ZM133 253V254H132ZM174 253V254H173ZM263 253H264V250H263ZM9 254V255H8ZM15 254H18L19 255V259H17L16 257H17V255L15 256ZM22 254V256H20ZM30 256H29V255ZM48 254V253H47ZM47 254H46V256H47ZM6 255V257H4ZM34 255H36L38 258H36V256H34ZM42 255H43V253H42ZM170 255V256H169ZM176 255H178V256H176ZM257 255V256H256ZM7 256H8V258H9V256H10V258L13 260L14 259V257H15V259L16 260H14L15 261V263L14 262H12V260H10V259H8L7 258ZM35 257L36 259H32L33 257ZM45 256V257H46ZM137 256V257H136ZM167 256V257H166ZM173 256V257H172ZM181 256V257H180ZM188 256H190V257H188ZM45 257H44V259H45ZM47 257H49V256H47ZM46 257V258H47ZM109 257H111L112 259H109L108 260V258ZM124 257V258H123ZM142 257H143V260H142ZM148 257V258H147ZM150 257H152L151 259H149ZM170 257H172L173 258V260H171L170 259ZM174 257L175 258H177V259H174ZM181 258V260H180V258ZM5 258H6V262H2V261H5ZM42 258V257H41ZM86 258V257H85ZM84 258V259H85ZM115 258V259H114ZM132 260H131V259ZM169 260H168V259ZM184 260H183V259ZM257 258H259L258 259V261L260 260L261 262H257ZM8 259V260H7ZM25 259V260H24ZM104 259V260H103ZM117 259L119 260V261H117ZM137 259H141V260H137ZM11 262H10V261ZM106 260V261H105ZM115 260V262H113ZM171 260V261H170ZM186 260V261H185ZM227 260V261H226ZM236 260V261H235ZM31 261H28V263H30V264H32V262ZM44 261H46V260H43L42 259V261H40L42 264H44L45 262ZM94 261V260H93ZM97 261H99V260H97ZM129 261H132V262H129ZM133 261H134V263H133ZM137 263H136V262ZM183 261V262H182ZM222 261V262H221ZM233 261V262H232ZM243 261V262H242ZM8 262H10V263H8ZM35 262V263H34ZM44 262V263H43ZM163 262V263H162ZM229 262V263H228ZM241 262V263H240ZM86 262L85 261H83V262H81V264H85ZM93 264H99V262H97V263H95V262H92ZM92 263H90V264H92ZM87 264V263H86Z\"/></svg>","mask_w":264,"mask_h":264}]
</instances>
